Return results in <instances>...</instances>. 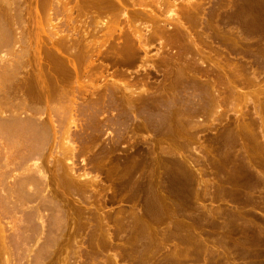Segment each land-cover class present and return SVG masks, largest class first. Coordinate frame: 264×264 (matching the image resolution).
Listing matches in <instances>:
<instances>
[{"label": "rangeland", "instance_id": "1", "mask_svg": "<svg viewBox=\"0 0 264 264\" xmlns=\"http://www.w3.org/2000/svg\"><path fill=\"white\" fill-rule=\"evenodd\" d=\"M61 1L60 0L58 1L59 2L58 3V7L59 8L62 7V5H63V3H61ZM122 1L125 2V3H121V5H123V7L124 6H126V7L123 8V9H122V7H120L122 10H120V8L118 7L119 8L118 10L115 9L113 11L114 12H119L117 14H120L121 12L122 13L123 12L129 13L131 16L128 14V17L130 16L131 19H129V20L127 19V21H128L127 22L126 18L123 16L122 13H121L122 17L120 15L115 14V15L118 16V18L119 17L120 18L117 19L115 17L117 19L116 21H119V23L117 22L119 25L118 24L117 25L114 24L115 26L113 25L115 27V29H114V27H112L114 29L113 30L114 33L112 31H111V33H109L110 30H112V28H109V30L106 29L107 31L105 29H104V31H102L103 29H101V30L96 29L97 30L96 33L98 34V36H97V34L94 33L95 32L94 31L95 28H93V30L91 32L94 35H92L90 33V31H86V30H91L92 29V27H89V26L86 28V24L88 22H90V23L94 22L95 18L97 19L98 16H100V17H98L97 20H101V21L106 19L107 16H108V18L112 17V15H114L113 14L114 12H112V10H111L112 14H110L109 13L110 9H107V7H106V10H103V12H101L100 9H103V7H99L97 5H96L97 6L96 7V6L91 5V4L95 5V3H93V2L90 3V2H83L81 0L80 1L79 0H77V1H72L71 0L70 1L71 4L70 3L67 4L68 6H70V5H73L74 3L76 4V2H78V4L80 6L78 4H76V5L74 4V5L75 6H79L80 9L78 7L77 8L79 9L80 12H82L81 9L83 8V12L82 13L85 12V9H84L85 7L84 6H86V9L90 8V9H88V11L86 10L88 13L92 12V9H93V12H94V8L97 9V10H95L96 12H98L100 10L98 13L94 12L96 15L99 14L97 17L96 16L92 17V18H94L93 19L94 21L93 20L89 21V18L91 19V17H88L89 15L87 14V12L84 13L86 15H84V14L82 15V13L78 14L79 13L77 11L78 9L76 7H74V8L77 9L76 12H78V13H76V12H74L75 9L72 6H70V7L73 8V11H72V9L70 7L67 6V8H70L71 12L70 11L69 12H70V14L72 13V16H70L68 18V16L70 14L67 13V15H68L67 17L65 16L66 13H65V15L62 14L63 17L65 16L67 18V19L65 18V20H64L61 15H58L59 17L56 18V19H55V17L51 18V17H53L52 15H51V17H48L47 16L48 15L47 6L42 2V0H39V1L38 0H23V1L19 0L18 5L16 4L17 6L23 5V6H21V8L18 7L19 10L20 9L22 10V7L25 6V8H23V10L27 11V14L24 11L19 12L18 9H17V6H16L15 8L17 9L18 12L15 11L14 13H18V14H15L14 16L17 17L19 19V21H20V25L16 24V26L19 27V30H20V28H22L21 30L24 31V32L21 31V32H23L24 39H25V36H26V35H24V33L28 35V36H26V38H28V40L26 39L27 40L26 41V45H27V51L29 50V54L26 53V55H25L26 58H24L25 60L23 61L25 65L22 64L23 65L21 67L22 71H21V69L19 71V74H21V76L18 74L17 78H19V79L18 80L15 79V83L14 82L12 83V88L10 90L11 91L10 95L12 94V96L14 97L13 98L14 101L16 99L18 101L19 99L21 100L20 96L25 97V93H27V89H28V94L31 93V95L29 97L28 96L27 97L28 98H32L33 101H35L33 103L40 104V103L43 102V104H44L43 106H41L42 104H40V106L37 105V104L36 105L40 109L43 108L42 110L44 111V115H45V113H47L49 111L48 103L53 101L54 99L56 100V97L54 98V96H56L58 94L59 97H61L60 95H62L61 93H63V92H60V91L62 89H64L66 93H67V90H68L69 94L64 93V95L66 94L67 96L64 97V95H63L64 99L62 98L63 99L62 101L60 100L59 97H57L61 101V108H60V104H59L60 101L58 99H57V101H59L58 103H57V101L54 102V103L53 102L50 103V104H52V103L54 104L53 105V108H54L53 112L54 113L52 112L53 114H55V111L57 109H61V110H58V111L64 112V113L61 112L62 113L61 114L60 112L57 111L56 116L59 117V118H57L54 115L55 116L54 117L55 120L57 119L55 125L59 124L60 126L58 125V127L60 129H59V132L56 133L57 135H55V138H53L54 140L51 139V141L49 142V145L47 146V149L45 150L44 156L41 159H36V161L33 159L32 163H31V161L28 162L27 165L31 166V168L29 167L30 168L29 172H27L28 171L27 167H26L27 169L19 167V169L16 168L17 170L16 169L14 170L12 164L7 165V167L9 168L8 169L4 165L3 159H2V161L0 160L1 161L0 162L1 163L0 164V174H1V172L3 170H4V173H5L4 174L2 172V175L0 177V182L1 183L3 182V184L0 183V185L2 186V187L0 186L1 187L0 188V195H1L0 199H4L2 201L3 202L2 205H1V203H0V205H1V207H3V205L6 206L4 209L2 208L3 210L0 209V213H2V214H0V230H1L0 231V264H65V263H67V264H72V263L73 264H76V263L77 264H88V263H90L92 261H94V264H109V263L116 264L117 262H118L117 264H125V263L126 264H145L144 262L140 261L139 258H137L136 249L140 247L139 246V245H141L140 243L144 244L143 243L144 240H142L141 238H142V235L146 234L147 232H149V236H148L149 237V242H150V244H149L150 245L149 253L151 254V257H149L148 260L150 258H152V259H150L151 260L150 262L147 260V262H148L147 264H171L172 262H173L172 264H176V263L177 264H264V205H263L264 204V182L263 183L258 182L257 179H256V177H263L264 178V166L259 167L257 165V163H255L256 160L253 161L254 163L250 160V159L253 160V158L251 156L254 154V152H252V151H251L252 153L250 152V156H249L250 159L247 162H248V164L250 162H252L249 165L252 166V164H253V167H255L254 164H256L257 166L252 170V167L249 166L247 164V162H246V166H248L251 174H246V173L238 172V171H236V173H233V168H232V164L233 163L231 162V160L227 161V163L222 162L221 165L220 164H217L216 166L213 165V164L218 163V161H216V159H218V153H219V151H217L218 149H216L217 148V142L219 141L218 139H220L222 142L227 140L226 139L227 138L226 135L230 136L232 131H233V134H234V132L236 131L235 128L237 126H238L237 127L238 128L237 131L239 132L240 135H237V136L235 135V137H238V140H240V141H242V140H243V142L247 141L245 143H248L250 141L248 139L247 135H246V132H242V130H241V133L242 134L244 133L245 135H243V137H241L242 139L239 138L240 136H242V134L239 131L240 130L239 126L241 127L242 123H249V125L253 129V131H255L258 136H261V138H263L262 135H263L264 132L263 133L260 132V134H262V135H260L257 132L259 130L258 129L259 125H257L259 123L257 121L259 119L258 120L256 119V121L252 120L253 119L252 116H254V119L256 118L255 117L256 114H254L256 112V108H254L255 104H253V102L255 101L254 103H256L259 100L261 103H263V100H264L263 99L264 98V63H263L264 59L262 60L259 57L260 54H261V56L262 55L264 56V54L261 53L262 51L261 52H257V51L252 50L250 47H247L246 44H244L242 47H236L235 46V48H234L233 45L230 46L231 45L230 43H223L222 41H220L217 38H215L214 32H215V29L217 27H219V24L223 28H224L223 25L226 24V26L228 25L226 27V29L229 26H230L229 28H231V26L233 27V28H231L232 30L235 29V27H236L237 30H240V32H243L244 36L248 37L249 34L246 35V32L248 33L249 30H250L249 29L250 28L249 27V21L250 20L259 19V18L264 20V0H225V1L224 0H200L201 8H199V10L197 12L200 15H197L196 13H194L196 15H193V16H196V17H194L196 19H195V21H193L190 24L186 23L185 18H184V10H183L184 7L183 6H186L184 4L185 3L184 1H186V3H187V0H184L183 1L184 3L181 2V0H158V2L161 3L160 6H158L159 4H158L157 1L155 2V0L154 1L153 0H150V1L149 0H144L146 2L145 4H144V1H139V0H126V1L125 0H121V2ZM131 1L132 2L135 1V3L134 2L132 3ZM151 1H153L154 3L151 2ZM167 1H169L168 4L166 3ZM196 1H198V0H196ZM17 2H18V0H17ZM129 3H131V4H129ZM60 4H61V6H60ZM89 4L91 6H88ZM115 4L117 6H121L120 3L118 5L117 1H115ZM82 5H83V7L81 8ZM116 5H115V7H117ZM145 5H147L146 9L149 10V11H147V13L150 12L149 15L153 14V16H151V15L147 16L148 15L147 13H145L147 15L143 14V12H146V11H143V9H141V8H143ZM220 5H221V7H220ZM223 5L225 7L226 6H228V7L225 8ZM42 6H43V8H42ZM98 7H99V10H98ZM158 7L161 8V10ZM218 7H219V10H218ZM222 7H224L225 9L222 8ZM126 8L129 10V12H128V10H125ZM168 8H169V10H168ZM202 8H204V9H202ZM220 8H221L222 11L220 10ZM154 9H156V12H155ZM107 10H109V11H107ZM141 10L143 12H141ZM170 10L172 11V13L174 12L176 15H174V16L171 15L169 13ZM134 11L136 12V14H134L135 13ZM138 11H139V15L140 16L137 13ZM159 11H161V12H159ZM166 11H167V13H169V15L173 16L174 18H172L168 14H166ZM217 11H219V12H217ZM45 12H47V15H44ZM106 12L110 16L105 14ZM140 12H141V14H140ZM21 13H22V15H21ZM28 13H30V14L28 15ZM36 14H37V16H36ZM95 14H93V15H95ZM201 14H202V16H201ZM19 15H21L20 18H19ZM214 15H217V16L215 17ZM86 16L88 17V19L86 18ZM168 16L170 18H172V19L171 20L168 19ZM200 16H201V18H199ZM46 17H48V18H46ZM60 17L62 18V21H65L64 22L65 24H66L67 20L70 19L71 17L73 18V19L71 18V20H73L72 22H74L75 23L74 25H76V26L81 25L82 23H86V22L87 23L83 24V25H85V27L83 25L79 26V27H83V29L81 28V30L78 29L79 27L73 28V30L75 29L74 32H73V31H69V28L71 29L73 27L72 26L73 24H71V23L68 24V22H71V20L67 22V26L69 28H66L67 26H64V23L62 21H60L61 24H62L61 27L64 26L63 28L60 27L61 29H63V30L60 31L59 30L60 28H58L57 27L58 25H56V24H60L59 23V20H60L59 18ZM17 18H15L16 22L18 21ZM112 18H114V16ZM112 18L111 19L109 18V20L112 21ZM212 18H214V19H212ZM20 19H23L24 22L22 20H20ZM176 19H178L179 22H181V23L184 22V25H186V26L188 25L187 26L188 29H189L188 32L190 33L189 35H188L187 32H186L187 34L184 33L185 30L183 28H180V27L176 26V23H175ZM223 19H225V20H223ZM56 20H57V22H56ZM130 20L132 21L131 23H130ZM204 20L206 21L205 23H204ZM208 20H211V22H209ZM226 20H228V21H226ZM114 21L115 20L113 19V22ZM125 21H126V23H125ZM196 21H197V23H194ZM223 21H224V23H223ZM198 22H200V24ZM243 22H245V23L243 24ZM246 22H247V24H246ZM90 23H88V24H90ZM129 23L132 25V28H131V26L129 27V25H130ZM171 23L172 24L174 23V24L172 25ZM201 23H203V24L201 25ZM213 23H215L216 25L218 24V25L215 26V25H213ZM205 24H207L206 25L207 27L205 26ZM229 24H233V25H229ZM208 25H210V26H208ZM237 25H238V27H237ZM23 26H24V28H23ZM90 26H91V24H90ZM137 26L140 29V31H139V29H137ZM134 27H135L136 30H138V32L136 30H133V31H136L137 35L138 34L141 35L142 38L139 36V38L134 39L135 40V43H134L135 45H133V46H135V47H133V52L134 53L130 50L133 54L129 53L128 56H125V55H127V53H124L125 55L123 54L124 55L123 58H120L118 55H116V51H118L116 49L117 48L120 49V47L123 46L124 37L129 35L130 32H133L130 29H134ZM57 28H58V30H57ZM125 28H126L127 31L125 30ZM169 28H171V29H169ZM77 29L79 31L75 32ZM244 29H245L246 32H244ZM56 30H57V32L59 31L58 34H56ZM206 30H210L211 32L210 31L207 32ZM237 30L235 29L234 31L237 32ZM123 31H126L127 33H125V32L123 33ZM177 31L180 32L181 34H179ZM71 32H73V33H71ZM99 32L102 34V36H101V34ZM50 33H53V34L55 33L56 35L55 34L51 35ZM207 33H209V34H207ZM237 33L234 32L233 33L234 35H232V36H236L235 34H237ZM61 34L62 35L64 34V35H67V36H63L62 37ZM109 34H112L113 37H110ZM182 34H183V36H182ZM106 35L108 37H110L111 39H109V40L106 39V38H108ZM184 35H185V37H186V35L188 37L189 36L192 37L193 42L196 43L195 47L196 48L198 47L197 49L195 48L196 51L200 50L199 51L200 53L203 52V53H201V55H203V57H201L202 59L204 58V55H205V57L209 56V59H207V58L203 59L205 65L203 64L201 66V65L198 64V62H200V57L198 58V55H196L197 54L196 52H194L196 54H194L193 52L191 53L190 49L192 48V50L195 51L194 47L190 48V46L186 44L187 40L190 41L192 39H191V37H189L190 39L188 37H186L187 40L185 41ZM206 35H208V37ZM65 37L68 40L65 39ZM174 37H177V38L174 39ZM62 38H64V39H62ZM113 38H114V41H113ZM168 38L170 40H168ZM248 38H252V37H248ZM57 39H61L60 43L63 42V44H61L62 48L60 47L59 44H58L59 47H57V45L55 46V44H53L54 42H56V44H57V42L59 41ZM77 39L81 43H82V40H83L85 42V44L90 42V40H91V42H96L97 44H98V41H100L102 43L101 48L103 47L104 49H109L110 53H109L108 50L106 52V50H104L103 48L100 49V52H99L98 49H99L100 46H98L95 43L96 44L95 46H97V47L93 48L92 46H94L93 45L94 43H91V42H90L91 44L88 43L89 45L88 44H86V45L92 47L93 51L96 53V55H95V53L92 50H91L92 53H90L88 50H90L92 48H87V46H86V48H84V50H83L84 42L81 45V43H79ZM104 40H105V42L107 40V42L109 41L111 43V44L110 43L109 44H110V46H112L111 47L112 49L109 48V46H108L109 44L107 42H106L107 45L105 44ZM215 40H217V41H215ZM51 41H53V42H51ZM71 41H73V43ZM189 41H188V44H190ZM74 42L77 43L76 48L78 47V44H79V47L77 48V50L78 49L79 50L77 51L75 49L74 50L75 52L73 51ZM112 42L117 43L118 45H116V44H114ZM146 42H147V44H146ZM51 43L54 45L53 47H51L52 45L50 46ZM65 43L67 44V46H69V45L70 46L67 47ZM103 43L105 45H103ZM112 44L114 45V47H113ZM72 45H73V47H71ZM99 45H101V44H99ZM190 45H192V44H190ZM64 46H66L68 49L66 47H64ZM104 46H108V47H104ZM140 46H143L144 48L140 47ZM54 47L55 48L56 47L59 48L58 49L59 51H55L57 48L54 49ZM184 47L185 48L189 47V48L185 49ZM134 48H135V50H134ZM85 49H86V51H88L87 53L85 52ZM247 50H250V51H247ZM48 51H50L49 52L50 54L48 53ZM83 51L85 53H83ZM111 51H114L115 54H112L114 52H111ZM246 51H247V53H246ZM51 52H53L55 55L53 56V54ZM97 52L100 55L97 54ZM77 53H79V54H77ZM88 53H89V55H88ZM179 53H181V54H179ZM27 54H28V56H27ZM46 54H48V55H46ZM80 54H81V56H84V54H85L86 57L84 56V57L81 58ZM239 54H241V55H239ZM257 54H259V55H257ZM114 55H116V56H114ZM189 55L192 56V57H188ZM193 55H195V56H193ZM73 56H75L76 58L73 57ZM240 56H242V58ZM263 56L261 58H264ZM193 57L195 59L198 58L199 61L196 59L197 60V62H196ZM243 57H245V58H243ZM250 57H253L254 61H252L253 58H250ZM257 57H259L258 58V59H260L259 61H258V59H255ZM85 58H88L87 61H86ZM166 58H168V59H166ZM173 58H174V60L176 59V61L172 60ZM246 58L247 59L249 58L250 61H249V59L246 60ZM53 59H54V61H53ZM57 59H58V61H57ZM178 59L180 60V62H179ZM182 59H184V60L182 61ZM193 59H194V61H193ZM78 60H80V61H78ZM212 60H213L214 63H217L216 66H218L217 67L218 69H216L215 66H213V65H212V68L210 67L211 64H212ZM173 61H174V63H173ZM185 61H186V63L187 62L190 63V64L187 63L190 68H191L192 63L196 62L198 64L196 66H194L195 64H193L194 67L192 66V68H196V69H198V71L196 69L188 68V69H190V73L192 75L191 78L189 77V75H190L189 74V70L185 69V68H187V64L185 63ZM208 61H209V63H208ZM255 61H257L256 64H255ZM261 61H262V63H261ZM175 62H177L178 65L182 67V68H180V70H182V72H183V69H185L184 71L187 70L186 72H188V73L186 74V72H183V75L186 74L187 77H189V78H186L185 77L186 75H185L184 76L185 81L181 85H177L176 88L174 89V87H173L174 84L173 83H174L175 80L173 81V79H176V78H174L175 77L174 73L177 72V71H174L175 70L174 68H176L178 66L177 63L175 64ZM247 62H248V64L250 63L251 65L250 64L246 65ZM59 63L61 65H63L62 69H61V65ZM259 63L261 64V66H260ZM57 64H59L60 67ZM182 64H185L184 66H186V67L182 66ZM175 65H177V66H175ZM57 66L59 68V71L61 69L62 73H61V71L58 72ZM250 66H252V73L254 72V76H255L254 78H253V75L251 74V70H250L251 67ZM200 67H202V68H200ZM203 67H205V68H203ZM206 67H210L209 72L206 71L207 70ZM219 67L225 69L226 71L222 70ZM247 67H248V70L250 72H248V70H246ZM219 69H221L220 72H218ZM229 69L236 70L238 73H241V74L243 73L240 76L241 79L238 77L239 80L237 79L236 85H237L238 93L241 92V94L242 95L244 94V96H242L243 98L240 97L237 100V97H239L241 94H238L235 91L236 92L235 94L239 95V96L236 95V98H233V99H235V101L237 103L234 100H231L232 96H233V94L231 95V93H234V92L232 91L231 88L228 89V87H230V86L228 84H225V86L228 85V87L227 86L225 87L224 84L221 85V82L222 83H226V81L224 80V78H219V76L220 77L223 76V75H221V74H223L222 71L224 73H227L228 72L227 70H229ZM253 69H257V70L253 71ZM212 71H213V74L210 73ZM193 72L197 73V74H193ZM206 72H208L209 74H207ZM120 73L122 75H119ZM203 73H206L208 75V77L206 75H204ZM215 73H217V76H216ZM229 73H232V71L229 70ZM245 73H247V74H245ZM63 75H65V76H63ZM69 75L71 76V78H69L70 77ZM193 75H195V76H193ZM209 76H211V77H209ZM228 76H230V75H228ZM248 76H250V77L252 76V78L255 80V82H254V80H253V82H250L248 80L249 79ZM46 77H47L48 80H50L49 84L51 83L50 86H52V87L49 86L48 80L46 79ZM51 77H53L52 80L54 79L55 81H52L50 79ZM194 77H195V79H194ZM198 77H200L201 79L198 78ZM24 78H26V79H24ZM207 78L208 79L211 78L210 79L211 80L210 81L211 84L208 83L209 80H207ZM217 78H218V80H217ZM230 78H232V76H230ZM21 79L22 80L24 79V80L21 82ZM44 79H46V80H44ZM56 79H58L57 80L58 82L56 81ZM33 80L34 81L38 80L40 86L38 85L37 87H30L29 84ZM202 80H203V83L205 82L204 84L201 82ZM213 80L215 81L214 83H212ZM220 80H222V81L219 82L220 83L219 84L217 81H220ZM17 81H19L20 83H18ZM251 81H252V79H251ZM27 82H28V84H26ZM45 82H47L46 84H48L49 88H48V86L46 87ZM192 82H194L193 84H195V85H191L192 86L191 87V86H189V84H192ZM199 82H200V85H199ZM246 82H247L248 85L246 84ZM65 83H66V85H65ZM106 83H107V86H106ZM127 83H128V85H127ZM216 83L219 84L218 88H217ZM23 84H24V86L25 85H27V86L24 87ZM168 84H170V87H169ZM171 84H172V87H171ZM183 84H186L187 87H186V85L183 86ZM212 84L216 85V86L214 85L213 89L215 88V89H217V92H219L222 95H224V94L225 95L222 96L220 94H217L218 97L222 96V97H220L222 99L218 100L217 96H216V98L214 97V95L216 93V90L214 89L215 91H214V95H213L212 98L217 100L216 101L217 103L219 102V104H218L219 106L215 107V104H214V107H212L213 104L211 105L212 102L210 101V99H211V97H210L208 101H210L209 103H210L212 108L209 107L210 106L209 103L206 102L207 99H208L206 97H208V96L205 95L204 99H206V101H204V102H206L208 105H206L205 107H202L203 105H201V102L198 100L199 97H198L197 86L198 87L199 86H207V87L210 88V85H212ZM14 85H16V86H14ZM53 85H55L57 89ZM17 86H20L19 87L20 89L22 87L23 90L21 89L22 90L21 91L20 89H18ZM58 86H59V88L60 87L61 88L58 89ZM75 86L77 87V89H76ZM124 86H126L127 88H132V89L130 91L129 90H125ZM222 86H224L225 88L222 87ZM26 87H27V89H26ZM53 87H54V90L52 89ZM36 88H39V89H37L38 92L36 91ZM46 88L48 89L49 94L52 96V98L48 97L50 95L47 96L48 91L45 90ZM162 88H163V91H162L163 93H161V91H160V90H162ZM164 88L166 90H164ZM168 88L169 89L171 88L174 91L176 90V92H178V93L174 92V94H173V90L170 89L172 94H173V95H170L171 92L169 93L170 90ZM192 88L195 91L197 90V92L195 93V91ZM220 88L221 89L224 88V89L220 90ZM13 89H15L16 91L13 90ZM29 89H30V91H29ZM51 89L53 91H51ZM188 89H189L190 92H188ZM18 90L21 91V93ZM167 90H169V91H167ZM186 90H187V92H186ZM257 90L259 92H261V93H259ZM50 91H51V93H50ZM55 91H56V95L54 94ZM80 91H81V93H80ZM83 91H85V92H83ZM127 91H129L131 93V98L133 100L130 98V96H129L130 94H128L127 97L125 96L128 93ZM159 91H160L161 94L159 93ZM164 91L167 92V93H164ZM46 92H47V94H46ZM57 92H59L60 94L57 93ZM114 92H116V93H114ZM179 92H181V93H179ZM185 92H186V94H185ZM229 92H230V96L228 97L227 94ZM255 92H257V94ZM35 93H37V94H35ZM16 94L18 96L19 95L20 96L18 97V96H16ZM22 94H24V95H22ZM33 94H35V96ZM166 94L168 96H166ZM183 94H185L186 96L183 95ZM191 94H193V96ZM235 94H234V96H235ZM245 94L246 95L248 94V96H247L248 98H245V96H246ZM102 95H103V97H102ZM176 95H178V98H180L179 101H178V104L182 102V103H184V109H188V110H185V111L183 110L184 111L183 114L184 115L186 114L185 116H188L187 114L193 113L194 115H193L192 119H195L196 121L199 120L198 122H200L202 120L201 125H199L197 123H195V124L199 125V127L202 126V123H203V125L205 124V126L207 125L206 127L202 126L204 128V130H203L202 127L199 128L198 126H196L195 128H196L197 131L194 130L195 128L193 130L190 129V136H189L188 134L185 133V132H189V130H187L188 128L186 126H184L183 129H185V127L187 129L183 130V129L180 128L181 126H179L180 130L185 131L184 132L185 135H186V138H185V135L182 134L183 131H181L182 132L181 133V132H179L180 131L179 128H177L178 124H176L177 125V127H176L175 123H177V122L172 121L171 122L172 125L168 127V128L172 127L171 128L172 131L170 129H169V131L168 130L165 131L167 129L166 126H168V124H166V122H167L166 119H165V121L163 119L166 118V115H167V112H168L167 102L169 101V99H167V98H171V97H174ZM33 96L35 98L37 96L36 100L39 99V98L43 99L42 102L39 101V100H37V101H39L40 103L37 102ZM144 96L147 97V100L145 102H143V101L141 102L139 100L137 101L138 98L144 97ZM187 96L191 97V98L195 96L194 98H192V99H195L193 104L189 105V104L185 103L186 100L187 101L191 100V98H188ZM47 97L49 99H51V100L48 101ZM66 97L69 98V99L67 98L68 102H67V100L64 101ZM101 97L103 99H101ZM116 97H117V99H115V101H114V98H116ZM125 97H126V99H125ZM133 97L134 98L136 97V98L134 99ZM185 97H187V99H185ZM196 97H198V98H196ZM225 97H227V98H225ZM257 97H258V100L255 99ZM253 98H254V100H253ZM122 99L124 101L125 100H127V101L124 102ZM128 99L132 100L131 102H133V103H131L130 101L129 102L133 106L130 105V103L128 102ZM213 99H212V101H215ZM182 100H184V101H182ZM196 100L199 101L198 103H200V104H198L196 102ZM221 100H223V101L221 102ZM251 100H253V101H251ZM63 101L67 102L66 105L69 104V105H67V106H69L68 109L70 110L68 113H66L65 110L63 109V108H67V107H63L62 108V102ZM64 102H63V104H64ZM234 102H235V104H233ZM258 102H257V104H258ZM260 102H259V104H260ZM182 103L179 104V105H182ZM217 103H216V105H217ZM97 105H98V107H97ZM125 105H126V107H125ZM161 105H163V107ZM198 105H200V106H198ZM252 105H254L253 108H252ZM262 105L263 104L260 105L262 107V110H261V107H260V110H261L260 112L261 113L260 112L259 113H260L261 116L264 117V106H262ZM55 106H57L59 108H57ZM194 106H196V107H194ZM129 107L132 108V111L129 110L130 109ZM190 107L193 109V110L191 109V112L189 110ZM55 108H57V109H55ZM92 108H93V110H92ZM202 108H204V109L207 108V109L206 110L203 109L204 110L203 111ZM208 108H211V109L208 110ZM179 109L181 110L182 107H180ZM232 109H234V110H232ZM180 110H179V112H180ZM252 110L255 111V112H253ZM187 111H188V113H187ZM215 111H219V112H217L218 115H219L220 111L223 114V115H221V117L222 116L223 117L221 118L219 116L220 119H218L217 121L214 120V118L217 119V117H218V115H217V113H215ZM239 111H241V113L243 111L244 113L241 114ZM181 112H182V110H181ZM234 112L236 114H234ZM238 113H240V115L244 114L241 117H243L242 120H246V121L242 122V120L240 119V116L238 118V115H239ZM249 113H250V115L253 114V115H251L252 118L249 117L250 116ZM173 114L175 115V112ZM174 115H172L173 119H174V117L177 114L175 116ZM216 115H217V117H215ZM235 115L237 117V122L235 121L236 120ZM245 115H246V117H249L251 120H249V118L247 119L246 117H244ZM142 116H147V117H142ZM156 116H158V118ZM162 116H163V118L160 119ZM256 116H258V115H256ZM191 117L192 116H190L189 118H191ZM144 118H147V119H144ZM148 118H149V120H148ZM109 119H110V121H109ZM157 119L162 121V122H160V125H159V123L156 122V121H158ZM192 119H189V120H192ZM233 119H234L233 123L236 122V124H238L234 129L232 127L233 125L235 126V124L232 123ZM195 120H194V122H195ZM239 120H241V121H239ZM238 121L241 122V123L239 124ZM252 121H253L254 124L252 123ZM92 122H93V124H92ZM173 123H174L176 128L174 127ZM126 124H127V126H126ZM191 124H194V123H191ZM208 124H209V126H208ZM144 125H145L146 128L144 127ZM184 125H186V124H184ZM255 125L258 126V128H256ZM160 126H161V128H160ZM163 126H164V128L166 127V129H164L165 132L161 131ZM225 127H229V128H225ZM254 128H256V129H254ZM66 129H67V131L69 133V136H68L69 140H68L67 143L63 142L62 135H61V133L64 130L66 131ZM122 129H125V130H122ZM157 129H159V130H157ZM176 129L179 130V131L176 132ZM227 129L229 131L231 130L230 134L228 133ZM222 130H224V131H222ZM225 130L227 132H225ZM125 131H126V133H125ZM173 131L176 134L175 133L173 134ZM194 131L196 132L195 135H194ZM177 133H179V134H177ZM191 133H192V135H191ZM233 134H231V136L229 137L230 140L228 138V140L225 141V143H227V142L229 144L231 143V141L233 140L232 138L234 136ZM56 136H58V137H56ZM142 136H144L143 137L144 139L142 138ZM176 136L179 137V138L180 137L182 138V139L181 138L179 139L180 143L185 141V142H187L188 145H185L186 144L185 142L183 144H181L182 146L180 145V143L177 144L179 141L177 140ZM223 136H224L225 140H224V138H222ZM121 137H123V138H121ZM170 137H171V139H169ZM187 138H188V140H187ZM245 138H246V140H245ZM258 138H259V141L263 143V140L261 141L260 137H258ZM131 139H133V140H131ZM156 139H159V140H156ZM160 139H161V142H160ZM164 139L167 142H169V143L166 144V141ZM129 140H131V142ZM176 140H177V142H176ZM234 140L232 141L231 144L235 145V147L230 144L231 148L233 147V149H231L232 151H234L235 148H238L240 146L238 140L236 139V142H238V145H237L236 142H234ZM157 141H158V143H157ZM200 143L202 144V146L203 145L204 146L202 147ZM177 145H180L178 147H181V148L178 149ZM209 145H211L212 147L211 146L209 147ZM159 146H161L163 148H160ZM165 146H166V148L169 149V151H168V149L163 151ZM208 147H209V149H208ZM65 148H68V150L71 152V154L69 155L71 157V158H69V162L64 161L63 157L61 155L62 154L61 152L64 151ZM175 148H176V150L178 149L177 152H178V155L180 157L178 155L176 156ZM221 149L223 150L224 148H221ZM206 150L211 152V153L208 154V152ZM150 151H151V153H149ZM167 151H168V153H171V152L172 153L169 154V155H168V153L167 154L163 153V152L166 153ZM173 151H174V153H173ZM152 152L154 153L153 157H149V154L151 155ZM197 153L199 154V156H197L198 155ZM212 153H213V155H215V159L213 160V163L211 164V162H212L211 160L214 157V156L210 155ZM135 154H136V156H135ZM202 155H203V157H202ZM207 155L209 157H211L212 159L210 160V158H208ZM204 156H205V159H204ZM134 157H136V158L134 159ZM130 158H131V160H130ZM153 158H154V160H153ZM183 159H184V161H183ZM57 160H58V162H57ZM103 160L105 161V163L103 162ZM143 160H144V162H143ZM159 160H160V162H159ZM55 161L57 162V164L59 166H60L61 163H62V166L64 164L66 165V163H72V165L74 167V171H75V173L73 174L74 177L77 174L79 176H86V177H84V179H83V177H81L82 181H80V179H79L80 177L79 178L76 177L78 180L76 178H74L73 181L77 180L76 182H79V183L82 182L81 184H83L84 181H85V185H82V187L84 188L83 190H82L81 184H80V187H79V185L77 183L76 184H77V187L81 188V189L77 188L78 191L79 190L81 192L83 191L82 192V194H83L82 196H83L84 199L87 200V202H86V200H84L82 198V196L79 199V194H81L80 192H78L76 190L78 192V197H77V194H75L77 192L74 193V191H75L74 188H76L74 186H76V184H74L75 182L71 183V181H69L73 176H71L72 175L71 173H69V175L67 174L68 169L65 168L66 167L65 165L63 167L65 169V171L63 170L62 173L64 172V176L67 174L70 178H69V180H67L68 178L65 176L67 182L68 181L69 182L67 184L66 180H63L64 181V182L62 181L63 183L60 181L61 182V187H60V182L58 183V181L62 180L63 177L60 178L58 176L60 179H58V177H55L56 174H59V172H61V168H59V166L56 164ZM132 161H133L134 166H133V164L131 165ZM2 162H3V164H2ZM37 162L39 163V166L41 165L40 166L41 168L39 167V169L44 172L45 181H46V187H45L46 189H44V191L41 192V195H43V194L44 195H47V194L49 195L50 194L49 196H46L47 197L46 198V202L49 205H48L47 208L39 210L40 211V213H39L40 216L39 217L42 216V218L37 219L35 216H33V218H32L33 220L30 221L31 219L27 218V216L32 215L33 214L32 212H34L33 215H35V206H36V203H37L38 200L29 199L30 202H27L26 200H28V197L26 198L25 201H23V197H21L22 199L19 198V201L22 200L23 202L20 201L21 203L19 202V204H18V202H16L17 199H15V195H16V193L18 194V192H17L18 189L16 187L21 185L22 184L21 182L24 183V180H26L25 178H24V180L22 179L23 178V173L27 174V175L28 174L30 175L31 174L30 172H32L31 175L35 174V172L30 171V170L34 168L32 166V164L33 163H37ZM127 162H129V163H127ZM141 163H143V165ZM55 164L57 165L58 169L55 167ZM2 165L4 166V168L2 167ZM168 165H171V167L168 166ZM185 165H187V169L185 168L186 167ZM9 166H11V168ZM175 166H176V168H175ZM179 166H180L181 169H179ZM126 167H128V168L132 167V170H131V168L127 169ZM141 167H144L145 169L141 168ZM177 167H178L179 170L177 169ZM140 168L142 169V171L140 170ZM147 168H149V169L147 170ZM136 169H137V171L140 170L139 172H142V174L141 173L138 174L136 172ZM201 169H202V171H201ZM20 170L21 171L23 170V172L21 173ZM34 170H35V168H34ZM120 170H122V172L124 171L125 173L123 172L122 174H120ZM149 170L151 172H154L155 174L154 173L152 174L151 172H149ZM6 171L8 172V174H7ZM222 171H223V174H219ZM10 172H12V173H10ZM16 172L17 173H21V175H22V176H20V180L22 179L21 182H20L21 184L17 182L19 177L18 178L15 177V175H17ZM65 172H66V174H65ZM134 173H135V175H134ZM145 173H147V174H145ZM148 173L151 176L150 178H152V179L149 178V180H152V182L154 181L155 184H153L151 181L149 182V180L147 179L148 178V176H147ZM11 174H13V175H11ZM82 174H84V175H82ZM124 174L126 176H122ZM136 174L139 175V176H137ZM8 175H10L11 177L8 176ZM120 175H121V177H120ZM191 175H192V177H190ZM222 175H224V176H222ZM17 176H19V175H17ZM36 176H38V174L34 175L35 178H36ZM60 176H62V175L60 174ZM134 176H137V177H134ZM140 176H141V178H140ZM143 176H144V178H143ZM158 176L159 177L161 176V177L159 178ZM2 177H4L3 178L4 180L2 179ZM12 177H13V179H12ZM14 177L17 180H14ZM88 177H90V178L93 177L94 180H96V181H94L92 183V181H89V179H86ZM132 177H134V178H132ZM145 177H147V178H145ZM234 177L237 178L236 182L234 181ZM136 178L137 179L138 178L141 179V180L138 179L139 183H137V182L135 183V181H137V180H135L133 182V179H136ZM130 179L132 180L131 183L129 182ZM142 179H144V180H142ZM160 179H161V182H164V184H162L161 182L159 184L158 181H160ZM200 179H201L202 182L200 181ZM214 179L215 180L217 179V180L215 181ZM20 180H18V181H20ZM41 180H43V179H41ZM87 180H88V182H86ZM156 180H157V182H156ZM205 180H207V181H205ZM15 181L17 182L16 184H18V185H16L15 183L11 184V182H15ZM144 181H146V182H144ZM147 181L150 183V186H151V189L153 190V192L157 196H160L162 198V200H163V202L161 204L162 205V211L159 212V211H157L155 209V211L153 212V215H152V217H154V218H152V219H151V217L146 215L145 211H147V205L145 207L143 206L146 203V200H145L144 197H146V189H147L146 184L148 183ZM209 181H211V182H209ZM200 182H201V184H200ZM208 182L211 183V184L208 185L209 184ZM43 183H44V181H43ZM65 183L67 184V187H65L66 186ZM69 183L73 184L74 186H72L71 184L69 185ZM127 183L128 184L130 183L129 185L131 187H129V185ZM156 183H158L157 185H158L159 188L157 187ZM224 183H226L227 185H230V187H228ZM13 184L16 186V187L14 186L15 188L11 187V186H13ZM177 184L181 185V186H178ZM23 185H25V184H23ZM68 185H69V187L70 186H72V187L69 188ZM88 185H90V187H88ZM127 185L129 187V189H128ZM132 185H134V186L136 185V186L134 187ZM62 186H64V187H62ZM39 187H42V186L39 185ZM86 187H88V188H86ZM164 187H165V189H164ZM3 188H5V189L3 190ZM63 188H65L67 190V193L65 192V190H63ZM33 189L35 190V189H37V187L34 188L31 185H29V186L26 185L25 188L23 189V194L25 195L26 192L30 193V194H33L35 192ZM71 189H72V192H73L72 194H70ZM199 189H201V190H199ZM203 189L204 190L208 189V190H205L207 193ZM47 190H48V192H47ZM68 191H69V193H68ZM190 191H192V192L194 191V192L192 193ZM11 192H12L13 195L11 194ZM31 192H33V193H31ZM164 192L168 193L167 196L170 199L172 198L171 200H173V198H174L175 201L174 200L170 201V199L168 197L165 199V195L163 196ZM196 192L198 194V197H197ZM84 193L86 194L87 197L85 196ZM89 193H90L91 196H88ZM139 193H140V195H139ZM143 194L145 196H143ZM193 194L194 195L196 194L195 196L197 197L196 198L197 200L195 198H193V196H194ZM70 195H72V196H70ZM189 195H190V197H189ZM219 195L220 196L222 195L223 197L222 196L220 197ZM13 196H14V199H12ZM26 196H28V195H26ZM95 196H98V197H95ZM210 196H212V197H210ZM217 196L220 199L216 198ZM5 197H6V199H5ZM77 198H78L79 201L77 200ZM137 198H139V199H137ZM177 198L180 200L181 203L179 202L178 205L177 204L175 205L174 202H176V201L178 202L179 201ZM191 198H193V200ZM133 199H137V202L135 204L132 201ZM168 199H169V202L167 201ZM11 200L14 202V205H13V202ZM99 200H100V202H99ZM190 200H192V201H190ZM83 201H84V203H83ZM135 201L136 200H134V202ZM194 201L198 202L197 206H198L199 210H197V208H195L196 210L194 211V207L192 205V204L195 205L196 202H194ZM50 202L52 203L53 208H55V205H56L55 203H57V202H59L60 205L63 204L61 207L58 206L59 204H57L56 205L57 206L56 209L59 210L60 212L62 210H64V211H62L63 213L59 214V215H60L61 218L63 217L65 219L64 221L61 220V223L62 224L64 223L66 225L65 226L63 224L64 225L63 227H65V229L61 228L64 231H61L63 233L60 232V234L61 235L63 234V235L60 236V234H59L60 237H56V238H58V240L57 239L55 240L56 242H55L54 245H50V244L46 245V244L42 243V241H43L42 235H43V237L46 236V235H44L45 233H43V232H41V234L39 233V231H42V230H39V229H37L35 227L36 230L34 229V232H33V228L35 226L34 224H37L38 222H41L43 220L42 222H44L43 224L45 225L47 223V221H48V216L53 215L54 214L53 212L60 213L59 211L52 209V206H51ZM53 202H54V204H53ZM131 202H132L134 207H132ZM15 203L18 204V205L16 206ZM139 203L141 205L140 207H139ZM172 204H174V205H172ZM8 205H9V207H8ZM136 205H138L137 208H136ZM168 205H172V206H168ZM180 205L181 206L183 205L185 207H181ZM10 206H11V208H10ZM49 206H50V208H49ZM167 206L170 208L169 209L170 211L168 210L169 212L166 211L168 209ZM173 206H174V208H171ZM176 206H178V207H176ZM179 206H180V208H179ZM12 207L13 208L15 207L16 210H15V208L12 209ZM58 207H59V209H58ZM195 207H196V205H195ZM200 207H201V209L203 208L202 209L203 212H200V211H202V210H200ZM143 208L145 210H143ZM191 208L193 209L194 212L192 211ZM229 208H231V212H232V209L235 212L231 213L229 211L230 210ZM51 209L54 210V211L52 212ZM137 209L138 210L140 209V211H138ZM186 209H188V210H186ZM246 209H248V210H246ZM119 210H121V211L119 212ZM134 210H136L135 213H134ZM73 211H74V213H73ZM75 211H76L77 216L79 215L81 219H84V220H85V218L90 219L89 222L87 221V219L85 220L87 222V224H86V222L84 220H81V222H80V218H78L79 216L78 217L76 216ZM93 211H95L96 213H94ZM122 211H125V213L127 214L126 215L127 219L129 218V219H131L132 222L134 221L133 222L134 223L133 226H135V223H136L137 226L138 225L140 226L142 224L140 227L139 226L135 227V229L137 228V231L134 229L132 224L129 225L130 223H132L131 221H129L130 222L129 223L127 220H125L126 218H125L124 213L122 214ZM172 211L174 213L176 212L175 215H173L174 213ZM185 211H187V213ZM190 211H192V212H190ZM28 212L29 213L31 212V214H28ZM98 212H99V214H98ZM131 212H132V214H131ZM181 212L182 213L184 212V213L181 214ZM188 212H189V214H188ZM51 213H53V214H51ZM116 213L117 214L120 213L125 219L120 214H119L120 217H118L119 215L117 216ZM169 213H171L172 217H171V215ZM190 213H192L191 214L192 217H190ZM201 213H203V214H201ZM241 213L244 214L245 218H242L244 216L241 215ZM93 214H96V216H93ZM135 214H137V215H135ZM159 214H160L161 217L159 216ZM22 215H24V216H22ZM97 215H98V217L100 216V218L108 217L107 218L108 220L106 219V221L102 223V224L105 223L104 225L99 226L98 224H100L99 223L100 221H98V220H95V223H94V219H92V218H96V219L101 220L100 218L97 217ZM131 215H133V216H131ZM186 215H188V216H186ZM173 216L174 217L177 216V217L174 218ZM234 216H235V218H234ZM246 216L248 218H246ZM22 217H23V219H22ZM115 217H116V219H115ZM121 217L125 220L123 223H119L120 222L119 220L122 219ZM188 217H189V219H188ZM30 218H31V216H30ZM104 218H103V220H105ZM181 218H185L186 220H183ZM233 218L236 220V222H235V220ZM113 219H114V221L116 220L115 222L119 221L118 224L115 223L113 221ZM138 219H139L140 222H141V220L143 222L146 221L145 223L147 225H149V226H147V229L149 228L148 231H147V229L146 230L144 229L145 230V232H144V230L141 227L143 225L146 226V224L143 223V222L141 224H140V222L137 223ZM103 220H101V221H103ZM242 220H244V221H242ZM33 221L35 222L33 224L34 226L33 225L30 226L29 225L30 222L33 223ZM150 221H152L151 222V224H152L151 226H150ZM175 221H176L177 224L175 223ZM66 222H68L69 225ZM179 222H181V223L179 224ZM242 222H243V224H242ZM77 223H79V224L81 223V224L79 225ZM83 223L86 224V227L87 226L88 227L90 226V227L86 229V227H85V225ZM126 223L128 225H126ZM184 223H186L187 226ZM39 224H41V223H39ZM114 224H117V225H114ZM77 225H78V227L80 226V229L77 227ZM81 225H84V227L83 226L81 227ZM106 225L109 226L108 230L111 233H109L107 230H106V232L104 231L106 233L104 238L108 239V238L112 237V239H110V240L109 239L108 240L107 239L106 240H102L103 239V234L102 233H103L104 229L100 228V227L104 226V228H105ZM236 225H238L239 227L236 226ZM93 226L95 228H96V226H99V227H97V229L99 228V230L96 229L98 233L95 232L96 230L94 229ZM117 226H118V228H117ZM127 226L133 227L134 230L132 228H131L132 229L131 230ZM144 226H143V228H144ZM241 226H243V227L241 228ZM91 227H93V228H91ZM176 227H179V229L176 228ZM139 228H141L143 231L141 232V230H139ZM151 228H155V230L151 229ZM165 228H167L168 230H166ZM180 228H181V230H180ZM4 229H6V230H4ZM106 229H107V226H106ZM118 229H120V232L118 231ZM128 229H130V230H128ZM158 229H160L159 230L160 233H159ZM164 229L167 232L164 231ZM138 230L141 232L140 233L141 235L138 233L139 232ZM152 230L154 231V233H152L153 232ZM171 230H173V231H171ZM239 230H240V232H239ZM99 231H102V232H100L102 234V236L101 235H99V236L97 235V234H99ZM132 231H135L136 233H138L137 236H139V240H138V237L136 236V233H134L135 236H132V235H134ZM163 231H164V233L166 232L165 234H167V237H168V235H169V237H171V238L168 237L169 241H168L167 237L165 235H163L164 234ZM184 231H187V232H185L183 234ZM107 232H108V236H110L111 234L112 235L110 237H106ZM178 232H179V234H178ZM37 233H39V234H37ZM89 233H91V235ZM161 233H162V235H161ZM239 233H241V234H239ZM117 234H119V235H117ZM159 234L161 235V238H159L160 237ZM243 234H245V236ZM52 235H50L49 238H51ZM87 235H90V237L87 236ZM120 235H121V237L123 236L122 238L120 237L121 240L123 239L122 242H124L125 244L127 243L128 245H125L124 243H122V244H120L122 246L118 247V249H117V246H119V243L121 241L120 238H119ZM174 235H176V236H174ZM184 235H186L185 236L186 238L184 237ZM229 235L231 237H229ZM232 235H233V237H232ZM30 236H32V237L30 238ZM34 236H35V238H33ZM92 236H94V238L96 239V243L98 245H96V243H94L95 239ZM162 236H164V237H162ZM246 236L248 237L247 239H246ZM91 237L93 238V240H92ZM97 237H99V238L101 237L100 238L101 241ZM116 237H118V238H116ZM133 237H136V238H133ZM150 237H151V240H150ZM156 237H157V239H156ZM40 238H42V239H40ZM162 238L164 240H162ZM192 238H194V239H192ZM223 238L225 239L226 242L224 241ZM38 239H40V240H38ZM135 239L138 240V244H137L138 246L135 244L136 243ZM165 239H167V240H165ZM29 240H31V241H29ZM152 240H153V242H152ZM193 240L195 242H197V243L193 242ZM240 240H243V242H242L243 245H242ZM103 241H105L106 244ZM106 241H108V242L111 241L112 243L109 242L111 245L109 244L110 246H108V242H106ZM117 241H119V243ZM140 241H143V242H140ZM157 241H159V244H158ZM44 242H45V238H44ZM102 242H103L104 245L101 244ZM115 242H117L118 244L116 243V245H114ZM133 242H135V243H133ZM160 242H162V243H160ZM173 242H175V244ZM232 242H234V243H232ZM240 243H241V245H240ZM41 244L42 245L44 244V247L41 246ZM89 244H95V245H92L93 246V248H92L91 245H89ZM188 244H189V246H188ZM3 245H4V247H3ZM17 245H19V246H17ZM161 245H162L163 248L161 247ZM179 245H182V248ZM239 245L242 246V247H240ZM49 246H51V247H49ZM78 246H79L80 249L78 248ZM95 246H97V248L99 246V251L102 250V252L100 251V253H98L99 251H97L98 249L95 248ZM107 247L108 248L110 247V248L107 249ZM111 247L112 248H116V249L111 250ZM130 248H132V249H130ZM177 248L184 249L186 251V253L184 252V250H179ZM207 248H208V250H207ZM212 248L214 249L212 251H214L215 253L210 251ZM91 249L93 251L95 249V252H92ZM173 249L174 250L177 249L179 251L177 253H174L177 250L173 252ZM188 250H189V252H188ZM238 250L241 251V254H240V252ZM244 250L247 253L243 252ZM86 251L88 253H86ZM90 252H92V253H90ZM117 252H118L117 256L114 254V256H115L114 257L113 253H117ZM181 252L183 254H181ZM131 253H133L134 255L131 254ZM173 253L174 254H180L181 257L183 256L182 257L183 259L179 255H175V258H176L175 259ZM232 253H235V254L238 253V254L237 255H235V254L232 255ZM186 254L188 256H186ZM229 254L231 256H229ZM211 255H212V257H211ZM216 255H217V257H215ZM226 255L229 256V257H227ZM89 256H90V258H92V261L89 258ZM123 256H124V258H123ZM178 256L181 259H178ZM232 256H233V258H232ZM104 257H105V259H104ZM110 257L112 258V260H113V257L114 258L118 257V259H116L117 260L116 263H114L112 261L110 262V260H109ZM120 258H122V259H120ZM124 259H125L126 262L123 261ZM87 260H90V261H87ZM108 261H109V263H107ZM104 262H106V263H104Z\"/></svg>", "mask_w": 264, "mask_h": 264}, {"label": "bare ground", "instance_id": "2", "mask_svg": "<svg viewBox=\"0 0 264 264\" xmlns=\"http://www.w3.org/2000/svg\"><path fill=\"white\" fill-rule=\"evenodd\" d=\"M23 1V0H22ZM39 1V0H38ZM59 1V0H58ZM57 0H42V2L47 6V12H48V15H47V12H45L44 13V15H47L48 17H51V15L53 16V17H51V18H54L55 17V19L56 18H58L59 16L58 15H61L62 16V14L63 15H65V13H66V17L68 16L67 15V13L68 14H70V12H71V10H70V6H72L73 8L74 7H78L79 8V4H78V2H76V4H78L79 6H75L74 4L73 5H70L71 3H70V1L71 0H60L61 1V3H63V5H62V7H58V2ZM72 1H77V0H72ZM80 1V0H79ZM81 1H83V2H93V3H95V5L94 4H91V5H93V6H99V7H103V9H100L101 10V12H103V10H106V7H107V9H110V14H112V12H114L113 10H115V9H119L120 7H122V9L123 8H125L126 6H124L123 7V5H121V3H125V2H121V0H81ZM115 1H117L118 2V5H119V3H120V5L121 6H117L116 4H115ZM126 1V0H125ZM139 1H144V0H139ZM150 1V0H149ZM154 1V0H153ZM153 1H151V2H153ZM158 2V0H155V2ZM184 0H181V2H183ZM195 1V2H194ZM225 1V0H224ZM132 2V1H131ZM134 3H135V1H133ZM132 2V3H133ZM150 2V3H151ZM161 2V1H160ZM168 2L169 1H167L166 3L168 4ZM185 2V3H184ZM183 3L186 5V6H183L184 8H183V10H184V18H185V21H186V23H192L193 21H195V19L196 18H194V17H196V16H193V15H200V14H198L197 12H198V10H199V8H201V3H200V0H198V1H196V0H187V3H186V1H184ZM18 3H19V0H18V2H17V0H0V160L2 161V159H3V162H4V165L7 167V165H9V164H12V166H13V168H14V170L16 169V168H18L19 169V167H22V168H26L27 170V172H29V169L31 168V166L30 165H27L28 164V162L29 161H31V163H32V160L34 159L35 161H36V159H41L43 156H44V154H45V150L47 149V146L49 145V142L51 141V139H53V138H55V135H57L56 133L57 132H59V127H58V125L59 124H56L55 125V123H56V120H55V116H56V113H57V111L58 110H61V109H57V108H59V107H57V106H55V107H57V108H55V109H57L56 111H55V114H53L54 112H53V103L54 102H56L57 101V97H59V95L57 96L56 95V91L54 92V94L56 95V96H54V98L56 97V100L54 101H51V102H53L52 104H50L51 102H49L48 103V109H49V111L47 112V113H45V115H44V111L42 110V109H40L39 107H37V105H39L40 106V104H42L41 106H43L44 104H43V102H42V100L43 99H41V98H39V99H37V100H39V101H41L42 103H40L39 101H37L36 100V98H37V96H36V98L34 97L35 96V94H37V93H35V94H33L34 96V98H35V100L37 101V102H39L40 104H37V103H33V102H35V101H33V99L32 98H28L30 95H31V93L30 94H28V89H27V87H26V89H27V93H25V97H23V96H20V98H21V100L19 99L18 101H17V99L14 101V97L12 96V94L10 95V93H11V88H12V83L14 82L15 83V79H19V78H17L18 76V74H19V71H20V69H21V67L23 66V65H25L24 64V58H26V53H28L29 54V50L27 51V45H26V41L28 40V38H26V36H28L27 34H25L24 33V35H26L25 36V39H24V36H23V30H21L22 28H20V30H19V27H17L16 26V24H19L20 25V21H19V19L17 18V17H15L14 15L15 14H18V13H14L15 11H17V9H18V7H20L21 8V6H23V5H19V6H17L18 5ZM37 3V2H36ZM39 3V2H38ZM68 3H70L69 5L70 6H68L67 4ZM146 2L144 1V4H145ZM154 3V2H153ZM224 3V2H223ZM17 4V5H16ZM129 4H131V3H129ZM158 6H160L161 5V3H159L158 2ZM170 4V3H169ZM210 4V3H209ZM226 4V3H225ZM90 4L88 5V6H91ZM115 5L117 6V7H115ZM140 5V4H139ZM142 5V4H141ZM214 5V4H213ZM17 6V9L15 8ZM44 6V5H43ZM43 6H42V8H43ZM60 6H61V4H60ZM67 6L68 7H70V8H67ZM96 6V7H97ZM150 6V5H149ZM157 6V5H156ZM168 6V5H167ZM219 6V5H218ZM224 6V5H223ZM83 7V5L81 6V8ZM85 8V12L84 13H86L87 11H88V9H90V8H88V9H86V6H84ZM99 7H98V10H99ZM119 7V8H118ZM169 7V6H168ZM215 7V6H214ZM220 7H221V5H220ZM225 7V6H224ZM224 7H222V8H224ZM226 7H228V6H226ZM225 7V8H226ZM23 8H25V6L24 7H22V10L20 9H18V11L19 12H22V11H24L23 10ZM73 8H71L72 9V11H73ZM76 8H74L75 10H74V12H76V10L78 9H76ZM94 8V7H93ZM105 8V9H104ZM147 8V5H145L143 8H141V9H143V11H146V12H143L142 10H141V12H143V14H145V13H147V11H149V10H145V9ZM159 8V7H158ZM224 8V9H225ZM80 9V8H79ZM79 9L77 10L78 12H76V13H78V14H81L82 12H83V8L81 9L82 10V12H80L79 11ZM121 8H120V10H122ZM157 9V8H156ZM156 9H154L155 10V12H156ZM160 10H161V8H159ZM158 9V10H159ZM202 9H204V8H202ZM201 9V10H202ZM223 9V10H224ZM87 10V11H86ZM95 10H97V9H95L94 8V12L95 13H98V12H96ZM111 10H112V12H111ZM116 10V11H117ZM125 10H128L127 8L125 9ZM168 10H169V8H168ZM167 10V11H168ZM218 10H219V7H218ZM220 10H221V8H220ZM230 10V9H229ZM17 11V12H18ZM66 11V12H65ZM68 11V12H67ZM70 11V12H69ZM107 11H109V10H107ZM140 11V10H139ZM139 11L137 12L138 13V15H139ZM167 11H166V14H168L169 15V13L171 14V15H176L174 12L172 13V11L170 10L169 11V13H167ZM222 11V10H221ZM26 14H27V11H24ZM73 12V13H74ZM93 12V9H92V12H87V14L89 15L88 17H91V19L89 18V21H91V20H93L94 18H92V17H97L98 15H96L95 13ZM105 12V11H104ZM121 12V11H120ZM128 12H129V10H128ZM132 12V11H131ZM135 12V11H134ZM141 12H140V14H141ZM159 12H161V11H159ZM209 12V11H208ZM217 12H219V11H217ZM84 13H82V15L84 14ZM92 13V14H91ZM117 13H119V12H114L113 14L114 15H112V17L114 16V18H112V17H109L110 19L112 18V21L111 20H109V18H108V16L107 15H109L107 12L105 13V14H107L106 16V19H104V20H97L98 19V17H100V16H98L97 17V19L95 18V21L94 22H92V23H90V22H88V23H90L91 24V26H90V24H88L87 22V24L86 23H80L81 25H83V24H86V28L89 26V27H92V29L91 30H86V31H90V33L92 32V30H93V28H95V34H97L96 32H97V30L96 29H98V30H101V29H103L102 31H104V29L106 30H109V28H112V27H114L115 25L114 24H118L119 23V21H116L117 19H119L118 18V16L117 15H120L121 16V13L120 14H117ZM149 13L150 12H148L147 14H145V15H147V16H150L149 15ZM152 13V12H151ZM194 13H196V14H194ZM20 14V13H19ZM30 13H28V15H29ZM43 14V13H42ZM93 14H95V15H93ZM104 14V13H103ZM102 14V15H103ZM104 14V15H105ZM115 14H117V15H115ZM123 14V16L126 18V21H127V19L129 20V19H131V15L129 14V13H126V12H123L122 13ZM128 14L130 15L129 17H128ZM133 14V13H132ZM134 14H136V12L134 13ZM142 14V15H143ZM217 14V13H216ZM223 14V13H222ZM21 15H22V13H21ZM21 15H19V18H20V16ZM84 15H86V14H84ZM91 15V16H90ZM93 15V16H92ZM101 15V16H102ZM103 15V16H104ZM171 15H169L170 17H172V18H174L173 16H171ZM183 15V14H182ZM17 16V15H16ZM36 16H37V14H36ZM63 17L62 16V18L65 20V18L66 17ZM70 16H72V13L68 16V18L70 17ZM110 16V15H109ZM140 16V15H139ZM151 16H153V14L151 15ZM156 16V15H155ZM168 16V19H172V18H170ZM201 16H202V14H201ZM201 16L199 17V18H201ZM212 16V15H211ZM210 16V17H211ZM215 17L217 16V15H214ZM23 17V16H22ZM31 17V16H30ZM48 17H46V18H48ZM88 17L86 16V18L88 19ZM117 19H116V18ZM122 17V16H121ZM167 17V16H166ZM15 18H17L18 19V21L16 22L15 21ZM62 18L60 17L59 19V23L60 24H56V25H58L57 27L58 28H60L61 26H62V24H61V22L60 21H62ZM72 18V17H71ZM71 18L70 19H68L67 20V22L68 21H70L71 20ZM124 18V19H125ZM134 18V17H133ZM132 18V19H133ZM227 18V17H226ZM67 19V18H66ZM73 19V18H72ZM109 21H108V20ZM113 19L115 20L114 22H113ZM204 19V18H203ZM212 19H214V18H212ZM216 19V18H215ZM20 20H22L23 21V19H20ZM50 20V19H49ZM52 20V19H51ZM175 20V19H174ZM198 20V19H197ZM223 20H225V19H223ZM73 20H71V22H68V24L69 23H71V24H73L72 26V30L67 26V22H66V24L64 23L65 21H62L63 23H64V26H67L66 28H69V31H73L74 32V30H73V28H77V27H79V26H81V25H78V26H76V25H74L75 23L74 22H72ZM111 21V22H110ZM126 21H125V23H126ZM200 21V20H199ZM209 22H211V20H208ZM215 21V20H214ZM226 21H228V20H226ZM24 22V21H23ZM56 22H57V20H56ZM85 22V21H84ZM118 22V23H117ZM128 22V21H127ZM132 21L130 20V23H131ZM206 21L204 20V23H205ZM124 23V22H123ZM129 23V24H130ZM176 26H178V27H180V28H183L184 30H185V32L184 33H188V35L190 34L189 32H188V25L186 26V25H184V22L183 23H181V22H179V20L178 19H176ZM194 23H197V21L196 22H194ZM199 24H200V22H198ZM208 23V22H207ZM223 23H224V21H223ZM245 22H243V24H244ZM23 24V23H22ZM70 24V25H71ZM172 24V23H171ZM174 24V23H173ZM172 24V25H173ZM203 23H201V25H202ZM212 24V23H211ZM228 24V23H227ZM246 24H247V22H246ZM51 25V24H50ZM93 25V26H92ZM114 25V26H113ZM119 25V24H118ZM171 25V26H172ZM193 25V24H192ZM207 24H205V26H206ZM213 25H215V26H217L215 23H213ZM229 25H233V24H229ZM235 25V24H234ZM242 25V24H241ZM52 26V25H51ZM63 26V27H64ZM84 27H85V25H83ZM131 26V28H132V25L130 24L129 25V27ZM170 26V27H171ZM175 26V25H174ZM208 26H210V25H208ZM212 26V25H211ZM221 25L219 24V27H217L216 29H215V32H214V36H215V38H217L218 40H220V41H222L223 43H230L231 45L230 46H232L233 45V47L235 48V46L236 47H242L244 44H246L247 45V47H250L252 50H254V51H257V52H261V53H263L264 54V20H262V19H255V20H250L249 21V32L247 33L246 31H245V29H244V32H246V35L247 34H249V36L248 37H252V38H248V37H246V36H244L243 35V32H240V30H237V28L235 27V29L237 30V32L236 31H234L235 29H231V28H233L232 26H231V28H227L226 29V27L228 26H226V24L225 25H223L224 26V28L221 26ZM236 26V25H235ZM63 27H61V28H63ZM173 27V26H172ZM204 27V26H203ZM207 27V26H206ZM237 27H238V25H237ZM240 27V26H239ZM23 28H24V26H23ZM58 28H57V30H58ZM59 29L60 31L61 30H63V29ZM81 28L83 29V27H79L78 29L79 30H81ZM122 28V27H121ZM127 28V27H126ZM126 28H125V30H126ZM177 28V27H176ZM246 28V27H245ZM76 30L75 32H78L79 30ZM90 29V28H89ZM114 29H115V27H114ZM113 28H112V30H110V32L109 33H111V31L114 33V30ZM123 29V28H122ZM137 29H139L138 28V26H137ZM169 29H171V28H169ZM205 29V28H204ZM239 29V28H238ZM241 29V28H240ZM57 30H56V34H58V32H57ZM85 30V29H84ZM106 30V31H107ZM131 31H133V30H136L135 29V27H134V29H130ZM21 31H23V32H21ZM66 31V30H65ZM127 31V30H126ZM126 31H123V33L125 32V33H127ZM137 32H138V30H136ZM136 31H133V32H130V34L129 35H127L126 37H124V44H123V46L122 47H120V49L119 48H117L116 50H118V51H116V55H118L120 58H123V56L125 55L124 53H127V55H125V56H128L129 55V53L130 54H133L134 52H133V47H135V46H133V45H135L134 43H135V40L134 39H136V38H139V36L141 37V35H137V32ZM139 31H140V29H139ZM207 32L208 31H210V30H206ZM233 31V32H232ZM242 31V30H241ZM50 32V31H49ZM73 32H71V33H73ZM84 32V31H83ZM101 32V31H100ZM99 32V33H100ZM178 32V31H177ZM211 32V31H210ZM237 33V34H235L236 36H232V35H234L233 33ZM64 33V32H63ZM68 33V32H67ZM102 33V32H101ZM100 33V34H101ZM104 33V32H103ZM112 33V34H113ZM116 33V32H115ZM179 34H181L180 32H178ZM186 33V34H187ZM51 35L53 34V33H50ZM49 34V35H50ZM55 34V33H54ZM53 34V35H54ZM55 34V35H56ZM60 34V33H59ZM92 35H94L93 33H91ZM112 34H109L110 35V37H113V35ZM122 34V33H121ZM207 34H209V33H207ZM213 34V33H212ZM62 35V34H61ZM60 35V36H61ZM108 35V34H107ZM106 35V36H107ZM112 35V36H111ZM251 35V36H250ZM63 36H67V35H62V37ZM97 36H98V34H97ZM101 36H102V34H101ZM174 36V35H173ZM182 36H183V34H182ZM181 36V37H182ZM207 37H208V35H206ZM108 37V36H107ZM110 37H108V38H106V39H111ZM134 37V38H133ZM184 37H185V35H184ZM183 37V38H184ZM186 37H188L187 35H186ZM186 37L184 38L185 39V41L187 40L186 39ZM189 37H191V36H189ZM188 37V38H189ZM212 37V36H211ZM61 38V37H60ZM77 38V37H76ZM95 38V37H94ZM142 38V37H141ZM140 38V39H141ZM177 37H174V39H176ZM182 38V39H183ZM210 38V37H209ZM27 39V40H26ZM62 39H64V38H62ZM65 39H67L66 37H65ZM73 39V38H72ZM84 39V38H83ZM181 39V38H180ZM179 39V40H180ZM183 39V40H184ZM190 39V38H189ZM191 39H192V37H191ZM211 39V38H210ZM57 40H59L58 42H57V44H56V42H54L53 44H55V46L57 45V47H59L58 46V44L60 45V47L62 46L61 44H63V42L62 43H60L61 42V39H57ZM56 40V41H57ZM68 40V39H67ZM75 40V39H74ZM78 40V39H77ZM82 40V39H81ZM86 40V39H85ZM93 40V39H92ZM95 40V39H94ZM144 40V39H143ZM168 40H170L169 38H168ZM173 40V39H172ZM212 40V39H211ZM63 41V40H62ZM66 41V40H65ZM88 41V40H87ZM86 41V42H87ZM112 41V40H111ZM113 41H114V38H113ZM148 41V40H147ZM188 41L189 40H187V45H189L190 46V48L191 47H194V50L195 51H193L192 50V48L190 49L191 50V53L193 52H196V53H194V54H196V55H198V58L200 57V62H198V64L199 65H205V63H204V61H203V59H205V58H207V59H209V56L207 57H205V55H204V58L202 59L201 57H203V55H201V53H203V52H199L200 50H198V51H196V49L198 48H196L195 47V45H196V43H194L193 42V39L192 40H190L189 41V43L190 44H192V45H190V44H188ZM215 41H217V40H215ZM51 42H53V41H51ZM72 43H73V41H71ZM77 42V41H76ZM76 42H74V48H73V51L76 49L77 50V48L79 47V44H78V47L76 48V46H77V43L79 42V40H78V42L76 43ZM83 40H82V43L81 42H79V43H81V45L83 44ZM90 42H91V40H90ZM90 42H88V43H90ZM100 41H98V44L96 43V42H91V43H94L93 45L95 46L96 44L98 45V46H100L99 47V52H100V49H102L101 48V46H102V43L100 42ZM103 42V41H102ZM104 42H105V40H104ZM106 42H107V40H106ZM105 42V44L107 45V43L109 44L110 42L108 41L107 43ZM142 42V41H141ZM212 42V41H211ZM76 43V44H75ZM88 43H86V44H88ZM90 43V44H91ZM96 43V44H95ZM112 43H114V42H112ZM220 43V42H219ZM28 44V43H27ZM31 44V43H30ZM52 43L50 44V46L51 47H53L54 45H53ZM66 44V43H65ZM85 44V42H84V46H83V50H84V48H86V45ZM99 44H101V45H99ZM104 43H103V45H105ZM111 44V43H110ZM110 44L108 45L109 46V48H111L112 46H110ZM114 44H116V45H118L117 43H114ZM145 44V43H144ZM146 44H147V42H146ZM175 44V43H174ZM181 44V43H180ZM184 44V43H183ZM80 45V46H81ZM89 45V44H88ZM113 45V44H112ZM167 45V44H166ZM66 46H67V44H66ZM66 46H64V47H66ZM70 46V45H69ZM69 46H67V47H69ZM92 46V45H91ZM92 46L93 48H96L97 46ZM108 46H104V47H108ZM139 46V45H138ZM225 46V45H224ZM56 47V48H57ZM66 47V48H67ZM71 47H73V45L71 46ZM92 47H90V46H87V48H92ZM113 47H114V45H113ZM116 47V46H115ZM118 47V46H117ZM140 47H143V46H140ZM170 47V46H169ZM246 47V48H247ZM55 47H54V49H56ZM62 48V47H61ZM65 48V49H66ZM93 48L92 49H90V50H88L90 53H92L91 52V50L93 51ZM144 48V47H143ZM182 48V47H181ZM185 48V47H184ZM187 48H189V47H186L185 49H187ZM196 48V49H195ZM232 48V47H231ZM59 48H57L55 51H59L58 50ZM68 49V48H67ZM104 49V48H103ZM112 49V48H111ZM114 49V48H113ZM233 49V48H232ZM238 49V48H237ZM49 50V49H48ZM61 50V49H60ZM79 50V49H78ZM77 50V51H78ZM104 50H106V52H107V50L109 51V49H104ZM115 50V49H114ZM133 52H131V51ZM134 50H135V48H134ZM146 50V49H145ZM189 50V51H190ZM244 50V49H243ZM52 51V50H51ZM54 51V50H53ZM68 51V50H67ZM88 51H86V49H85V52L87 53ZM180 51V50H179ZM245 51V50H244ZM247 51H250V50H247ZM247 51H246V53H247ZM50 51H48V53H49ZM72 52V51H71ZM75 52V51H74ZM81 52V51H80ZM84 51H83V53H85ZM94 52V51H93ZM111 52H114V51H111ZM176 52V51H175ZM187 52V51H186ZM199 52V53H198ZM52 54H53V56L55 55L53 52H51ZM95 53V52H94ZM109 53H110V51H109ZM183 53V52H182ZM189 53V52H188ZM237 53V52H236ZM28 54H27V56H28ZM50 54V53H49ZM77 54H79V53H77ZM97 54H99L98 52H97ZM112 54H115V52L114 53H112ZM124 54V55H123ZM179 54H181V53H179ZM201 56H200V55ZM256 54V53H255ZM46 55H48V54H46ZM76 55V54H75ZM88 55H89V53H88ZM87 55V56H88ZM91 55V54H90ZM95 55H96V53H95ZM100 55V54H99ZM116 55H114V56H116ZM177 55V54H176ZM188 55V54H187ZM239 55H241V54H239ZM257 55H259V54H257ZM256 55V56H257ZM25 56V57H24ZM57 56V55H56ZM84 56H85V54H84ZM84 56H81V54H80V57L82 58V57H84ZM179 56V55H178ZM193 56H195V55H193ZM263 56V55H262ZM261 56V54H260V59H264V58H261L262 57ZM73 57H75V56H73ZM79 57V58H80ZM86 57V56H85ZM177 57V56H176ZM188 57H192V56H188ZM241 58H242V56H240ZM259 57H257V58H255V59H258ZM264 57V56H263ZM57 58V57H56ZM76 58V57H75ZM78 58V57H77ZM175 58V57H174ZM174 58L172 59V60H174ZM194 58V57H193ZM198 58H196L197 60H198ZM243 58H245V57H243ZM250 58H253V57H250ZM55 59V58H54ZM54 59H53V61H54ZM86 59V61H87V59L88 58H85ZM84 59V60H85ZM145 59V58H144ZM166 59H168V58H166ZM192 59V58H191ZM195 59V58H194ZM194 59H193V61H194ZM195 59V61L197 62V60ZM206 59V60H207ZM212 59V58H211ZM249 59V58H248ZM247 58H246V60H248ZM260 59H258V61L260 60ZM56 60V59H55ZM75 60V59H74ZM83 60V61H84ZM143 60V59H142ZM171 60V61H172ZM179 60V59H178ZM184 59H182V61H183ZM190 60V59H189ZM57 61H58V59H57ZM78 61H80V60H78ZM174 61H176V59L174 60ZM174 61H173V63H174ZM187 61V60H186ZM186 61H185V63H186ZM192 61V60H191ZM190 61V62H191ZM199 61V60H198ZM249 61H250V59H249ZM248 61V62H249ZM252 61H254V58L252 59ZM264 61V60H263ZM26 62V61H25ZM61 62V61H60ZM179 62H180V60H179ZM196 62H194V63H192V65H191V68L188 66V64L187 63H189V62H187L186 64H187V68H185V69H188V68H190V69H196V68H192V66H193V64H195L194 66H196V65H198ZM248 62H247V64L246 65H249L248 64ZM256 62L257 61H255V64H256ZM54 63V62H53ZM56 63V62H55ZM169 63V62H168ZM172 63V62H171ZM177 62H175V64H176ZM208 63H209V61H208ZM207 63V64H208ZM261 63H262V61H261ZM264 63V62H263ZM23 64V65H22ZM60 64V63H59ZM59 64H57L58 66H59ZM63 64V63H62ZM65 64V63H64ZM154 64V63H153ZM181 64V63H180ZM190 64V63H189ZM244 64V65H245ZM260 64V63H259ZM52 65V64H51ZM54 65V64H53ZM61 65V64H60ZM169 65V64H168ZM171 65V64H170ZM177 65H178V63H177ZM177 65H175V66H177ZM185 64H182V66H184ZM210 65V64H209ZM212 65L213 66H215V68L216 69H218L217 67L218 66H216L217 65V63H214L213 62V60H212V64H211V68H212ZM251 65V64H250ZM58 66H57V68H58ZM62 66L63 65H61V69H62ZM193 66V67H194ZM260 66H261V64H260ZM259 66V67H260ZM56 67V66H55ZM60 67V66H59ZM170 67V66H169ZM179 67V68H178ZM184 67H186V66H184ZM210 67H206L207 68V70L206 71H208L209 72V69H210ZM246 67V66H245ZM251 68H250V70H251V74L253 75V78L255 77L254 76V72L252 73V66H250ZM172 68V67H171ZM180 68H182L181 66H177L176 68H174L175 70L174 71H177V72H175L174 73V75H175V77L174 78H176V79H173V81H174V89L176 88V86L177 85H181L184 81H185V78H184V76L188 73V72H186V71H184L185 69H183V72H186V74L185 75H183V72H182V70H180ZM200 68H202V67H200ZM203 68H205V67H203ZM219 68H221V67H219ZM61 69H60V71H61ZM66 69V68H65ZM168 69V68H167ZM170 69V68H169ZM190 69H188L189 70V77L191 78V73H190ZM222 70H225V69H223V68H221ZM221 69H219V71L218 72H220L221 71ZM246 69V68H245ZM57 70V69H56ZM197 71H198V69H196ZM229 70L230 71H232V73H229ZM229 70H227L228 72V74L227 73H224L223 71H222V73L223 74H221V75H223L222 77H220L219 75V78H224V80L226 81V83H222L221 81L222 80H220V81H217L218 83L219 82H221V85L222 84H224V86H225V84H228L230 87H228V85H226L227 87H228V89L229 88H231L232 89V91L234 92V93H231V95L233 94V96H232V99L231 100H234L235 101V99H233V98H236V95L237 94H235L236 92L238 93V91H237V85H236V81H237V79L239 80V78H240V76L243 74H241V73H238L236 70H233V69H229ZM246 70H248V67H247V69ZM255 70H257V69H253V71H255ZM21 71H22V69H21ZM59 71V68H58V72H60ZM211 71V70H210ZM226 71V70H225ZM171 72V71H170ZM208 72H206L207 74H209ZM215 72V71H214ZM248 72H250L249 70H248ZM61 73H62V71H61ZM64 73V72H63ZM70 73V72H69ZM128 73V72H127ZM173 73V72H172ZM200 73V72H199ZM206 73H203L204 75H206L207 77H208V75L206 74ZM210 73H212L213 74V71L212 72H210ZM56 74V73H55ZM193 74H197V73H194L193 72ZM216 74V76H217V73H215ZM214 74V75H215ZM219 74V73H218ZM245 74H247V73H245ZM20 76H21V74H19ZM119 75H122L121 73L119 74ZM169 75V74H168ZM201 75V74H200ZM213 75V76H214ZM228 75H230V76H232V78H230V76H228ZM19 76V77H20ZM35 76V75H34ZM41 76V75H40ZM63 76H65V75H63ZM70 76V75H69ZM193 76H195V75H193ZM199 76V75H198ZM212 76V77H213ZM24 77V76H23ZM33 77V76H32ZM50 77V76H49ZM60 77V76H59ZM104 77V76H103ZM106 77V76H105ZM186 78H189V77H187V75L185 76ZM209 77H211V76H209ZM239 77V78H238ZM244 77V76H243ZM249 77V81L250 82H253V78H252V76L250 77V76H248ZM52 78L53 77H51L50 79L52 80ZM69 78H71V76L69 77ZM120 78V77H119ZM122 78V77H121ZM193 78V77H192ZM198 78H200V77H198ZM216 78V77H215ZM24 79H26V78H24ZM23 79V80H24ZM46 79H47V77H46ZM46 79H44V80H46ZM126 79V78H125ZM194 79H195V77H194ZM197 79V78H196ZM201 79V78H200ZM211 79V78H210ZM210 79H208L207 78V80H209L208 81V83H210L211 84V80ZM241 79V78H240ZM251 79H252V81H251ZM22 79H21V82L23 81ZM48 80V79H47ZM58 79H56V81H57ZM63 80V79H62ZM72 80V79H71ZM112 80V79H111ZM188 80V79H187ZM206 80V81H207ZM216 80V79H215ZM217 80H218V78H217ZM223 80V81H224ZM26 81V80H25ZM28 81V80H27ZM49 81L50 80H48V84H49ZM52 81H55L54 79L52 80ZM51 81V82H52ZM74 81V80H73ZM131 81V80H130ZM192 81V80H191ZM190 81V82H191ZM224 81V82H225ZM243 81V80H242ZM18 83H20L19 81H17ZM16 82V83H17ZM38 82V80H33L29 85H30V87H37L38 85L40 86V84H39V82ZM58 82V81H57ZM68 82V81H67ZM198 82V81H197ZM202 83H203V80L201 81ZM215 81L213 80V82L212 83H214ZM254 82H255V80H254ZM25 83V82H24ZM47 82H45V84H46ZM60 83V82H59ZM64 83V82H63ZM62 83V84H63ZM169 83V82H168ZM180 83V84H179ZM194 82H192V84H189V86H191V85H195V84H193ZM205 83V82H204ZM203 83V84H204ZM26 84H28V82L26 83ZM48 84H46V87L48 86ZM55 84V83H54ZM114 84V83H113ZM207 84V83H206ZM220 84V83H219ZM219 84H217L216 83V85H217V88L219 87ZM246 84H247V82H246ZM250 84V83H249ZM28 85V86H29ZM51 85V83L49 84V86ZM57 85V84H56ZM64 85V84H63ZM65 85H66V83H65ZM68 85V84H67ZM127 85H128V83H127ZM169 85V87H170V84H168ZM186 84H183V86H185ZM199 85H200V82H199ZM214 85L215 84H212V85H210V88L209 87H207V86H197V89H198V97H199V101L201 102V105H203L202 107H205L206 105H208L207 103H209L210 101L212 102L211 103V105H212V107H214V104H215V107H218L219 105V102L217 103L216 101L217 100H215V99H213L212 97H213V95H214V91L216 90V93H215V95H214V97L216 98V96H217V98H218V100L219 99H222V98H220V97H222V96H224V95H222V94H220L219 92H217V89H213V87H214ZM215 85V86H216ZM220 85V86H221ZM248 85V84H247ZM14 86H16V85H14ZM23 86H24V84H23ZM25 86H27V85H25ZM24 86V87H25ZM49 86H48V88H49ZM53 86H55V85H53ZM106 86H107V83H106ZM165 86V85H164ZM163 86V87H164ZM167 86V85H166ZM188 86V87H189ZM209 86V85H208ZM224 86H222V87H224ZM225 86V87H226ZM18 87V89H20L19 87L20 86H17ZM50 87H52V86H50ZM76 87V86H75ZM80 87V86H79ZM171 87H172V84H171ZM186 87H187V85H186ZM192 87V86H191ZM190 87V88H191ZM224 87V88H225ZM55 88H56V86H55ZM61 88V87H60ZM59 88V86H58V89H60ZM65 88V87H64ZM109 88V87H108ZM179 88V87H178ZM195 88V87H194ZM223 88V89H224ZM16 89V88H15ZM15 89H13V90H15ZM21 89H22V87H21ZM20 89V90H21ZM37 89H39V88H36V91L38 92V90ZM53 90H54V87L52 88ZM51 89V91H53ZM57 89V88H56ZM70 89V88H69ZM76 89H77V87H76ZM117 89V88H116ZM124 89L125 90H131L132 88H127L126 86H124ZM169 89V88H168ZM171 89V88H170ZM169 89V90H170ZM193 89V88H192ZM196 89V88H195ZM223 89H221L220 88V90H223ZM230 89V90H231ZM23 90V89H22ZM21 90V91H22ZM25 90V89H24ZM33 90V89H32ZM45 90H47L48 91V89L46 88ZM63 90V91H62ZM60 92H63V93H61L62 95H60L61 97H59L60 98V100L62 101L64 98H63V95H64V93H66L65 92V90L64 89H62ZM107 90V89H106ZM164 90H166L165 88H164ZM169 90H167V91H169ZM171 90H173V89H171ZM171 90L169 91V93L171 92ZM180 90V89H179ZM194 90V89H193ZM219 90V91H220ZM226 90V89H225ZM229 90V91H230ZM16 91V90H15ZM19 91V90H18ZM21 91H19L20 93H21ZM29 91H30V89H29ZM51 91H50V93H51ZM74 91V90H73ZM114 91V90H113ZM129 91H127L128 93L125 95L126 97H127V95L128 94H130L129 96H130V98H131V93L129 92ZM161 91V93H163L162 91H163V88H162V90H160ZM160 91H159V93H160ZM195 91V90H194ZM193 91V92H194ZM228 91V90H227ZM236 91V92H235ZM258 91V90H257ZM69 91L67 90V93L66 94H69L68 93ZM78 92V91H77ZM83 92H85V91H83ZM174 92H176V90L174 91L173 90V94H174ZM183 92V91H182ZM186 92H187V90H186ZM186 92H185V94H186ZM188 92H190L189 91V89H188ZM192 92V93H193ZM197 92V90L195 91V93ZM223 92V91H222ZM221 92V93H222ZM226 92V91H225ZM259 92V91H258ZM41 93V92H40ZM39 93V94H40ZM57 93H59V92H57ZM80 93H81V91H80ZM104 93V92H103ZM114 93H116V92H114ZM158 93V94H159ZM160 93V94H161ZM164 93H167V92H165L164 91ZM176 93H178V92H176ZM179 93H181V92H179ZM213 93V94H212ZM247 93V92H246ZM256 94H257V92H255ZM259 93H261V92H259ZM258 93V94H259ZM19 94V93H18ZM42 94V93H41ZM46 94H47V92H46ZM60 94V93H59ZM64 95V97L65 96H67V95ZM77 94V93H76ZM75 94V95H76ZM172 94V92L170 93V95H173ZM185 94H183V95H185ZM217 94H220V95H222V96H220V97H218V95ZM234 94H235V96H234ZM238 94H241V92H239ZM22 95H24V94H22ZM48 95H50L49 94V91H48V94H47V96ZM72 95V94H71ZM81 95V94H80ZM190 95V94H189ZM192 96H193V94H191ZM205 95L206 96H208V97H206V98H208L207 99V101H206V99H204L205 98ZM212 95V96H211ZM228 95V97L230 96V92L227 94ZM226 95V96H227ZM246 95V94H245ZM251 95V94H250ZM16 96H18L17 94H16ZM18 96V97H19ZM28 96V97H27ZM43 96V95H42ZM51 96V95H50ZM50 96H48L49 98H52V96L50 97ZM74 96V95H73ZM82 96V95H81ZM166 96H168L167 94H166ZM186 96V95H185ZM237 96H239V95H237ZM242 96H244V94L242 95H240L239 97H237V100L241 97V98H243ZM248 96V94L245 96V98H248L247 97ZM257 96V95H256ZM259 96V95H258ZM263 96V95H262ZM261 96V97H262ZM47 97V98H48ZM83 97V96H82ZM97 97V96H96ZM102 97H103V95H102ZM101 97V99H103ZM126 97H125V99H126ZM138 97V96H137ZM165 97V96H164ZM183 97V96H182ZM188 97V96H187ZM187 97H185V99H187ZM195 97V96H194ZM194 97H192V98H194ZM198 97H196V98H198ZM211 97V99H210V101H208L209 100V98ZM260 97V96H259ZM16 98V97H15ZM43 98V97H42ZM48 98V101H50L51 99H49ZM63 98V99H62ZM68 97H66L65 98V100L64 101H66L67 100V102H68V99H67ZM110 98V97H109ZM123 98V97H122ZM134 98V97H133ZM136 98V97H135ZM134 98V99H135ZM163 98V97H162ZM167 98V97H166ZM188 98H191V97H188ZM191 98V100H186L185 101V103H187V104H193V102L195 101V99H192ZM225 98H227V97H225ZM224 98V99H225ZM97 99V98H96ZM115 99H117V97L116 98H114V101H115ZM124 99V98H123ZM122 99V100H123ZM132 99V98H131ZM167 99H169V103L167 102V109H168V112H167V115H166V118H164L163 120L165 121V119H166V121L168 122H166V124H168V126H166L167 127V129H166V127L164 128V126H163V128H162V132H165V131H169V129L171 130V128H168L169 126H171L172 125V121H175V122H177V123H175V125L176 124H178V127H177V125H176V127L177 128H179V126H181L180 128L181 129H183V127L184 126H186L185 127V129H183V130H189V132H185V131H183V130H180V128H179V130H177L176 129V132L177 131H179V132H181V131H183V133L182 134H184L185 135V133L186 134H188L189 136H190V129H194L196 126H198L199 127V125H201V122H202V120L200 121V122H198V121H196L195 119H192L193 118V113H191V114H187L188 116L190 115V116H192L191 118H189L188 116H185L183 113H184V111L185 110H188V109H184V103H182V105H179V104H181V103H179L178 104V101H179V99L180 98H178V95H176V96H174V97H171V98H167ZM184 99V100H185ZM212 99L213 100H215V101H212ZM255 99H257L258 100V97L257 98H255ZM264 99V98H263ZM59 100V99H58ZM59 100V101H60ZM133 100V99H132ZM132 100H130V99H128V102L130 101H132ZM143 101V102H145L146 100H147V97H140V98H138L137 99V101ZM184 100H182V101H184ZM253 100H254V98H253ZM253 100H251V101H253ZM59 101H57V103L59 102ZM61 101L59 102V104H60V108H61ZM63 101V102H64ZM70 101V100H69ZM102 101V100H101ZM100 101V102H101ZM124 101V100H123ZM125 101H127V100H125ZM124 101V102H125ZM199 101H197L196 100V102L198 103ZM204 101H206V102H204ZM223 100H221V102H222ZM259 101V100H258ZM257 101V102H258ZM63 102H62V108L63 107H67V108H63L64 110H65V112L66 113H68L70 110L68 109V107L69 106H67V105H69V104H67L66 105V103L67 102H64V104L66 105H64L63 104ZM107 102V101H106ZM105 102V103H106ZM129 102V103H130ZM195 102V103H196ZM215 102V103H214ZM236 102V101H235ZM235 102L233 103V104H235ZM255 102V101H254ZM253 102V104H255V107L254 108H256V112L255 111H253V112H255L254 114H256V115H258V116H256L255 115V119H254V116H252L253 117V119L252 120H255L256 121V119L258 120L257 122L259 123V124H257V125H259V128H258V126H256L255 125V127L256 128H258L259 130L257 131L259 134H260V132L261 133H263L264 132V117L263 116H261L260 115V111L262 110V107L260 106L261 104H263L262 106H264V100H263V103H261L260 101V104H259V102H258V104H257V102L256 103H254ZM118 103V102H117ZM127 103V102H126ZM125 103V104H126ZM131 103H133V102H131ZM130 103V105H132ZM216 103H217V105H216ZM237 103V102H236ZM37 104V105H36ZM84 104V103H83ZM165 104V103H164ZM186 104V105H187ZM198 104H200V103H198ZM52 107H51V106ZM56 105V104H55ZM124 105V104H123ZM129 105V104H128ZM129 105V106H130ZM188 105V106H189ZM209 105H210V103H209ZM211 105L209 106V107H211ZM133 106V105H132ZM159 106V105H158ZM162 107H163V105H161ZM187 106V107H188ZM192 106V105H191ZM198 106H200V105H198ZM197 106V107H198ZM233 106V105H232ZM253 106L254 105H252V108H253ZM97 107H98V105H97ZM125 107H126V105H125ZM160 107V106H159ZM180 107H182V112H181V110L179 109ZM194 107H196V106H194ZM211 107V108H212ZM260 107H261V110H260ZM52 108V109H51ZM90 108V107H89ZM130 109V111H132V108L131 107H129ZM211 108H208V110L209 109H211ZM62 109V110H63ZM88 109V108H87ZM128 109V108H127ZM166 109V108H165ZM191 107H190V112H191ZM200 109V108H199ZM204 108H202V110H203ZM207 108H205L204 110H206ZM63 110V111H64ZM74 110V109H73ZM92 110H93V108H92ZM96 110V109H95ZM94 110V111H95ZM179 110H180V112H179ZM184 110V111H183ZM193 110V109H192ZM203 110V111H204ZM232 110H234V109H232ZM81 111V110H80ZM86 111V110H85ZM93 111V112H94ZM165 111V110H164ZM167 111V110H166ZM247 111V110H246ZM53 112V113H52ZM58 112H60V111H58ZM62 112V111H61ZM60 112V113H61ZM82 112V111H81ZM91 112V111H90ZM97 112V111H96ZM148 112V111H147ZM156 112V111H155ZM160 112V111H159ZM175 112V115L173 114ZM189 112V113H190ZM209 112V111H208ZM217 112H219V111H215V113H217ZM240 113H241V111H239ZM260 112V113H259ZM59 113V114H60ZM62 113H64V112H62ZM61 113V114H62ZM84 113V112H83ZM86 113V112H85ZM95 113V112H94ZM143 113V112H142ZM157 113V112H156ZM187 113H188V111H187ZM204 113V112H203ZM240 113H238L237 115H238V118H239V116H240V119L242 120V118L243 117H241V116H243V115H240ZM242 113H244L243 111H242ZM241 113V114H242ZM252 113V112H251ZM148 114V113H147ZM158 114V113H157ZM164 114V113H163ZM234 114H236L235 112H234ZM263 114V113H262ZM55 115V116H54ZM70 115V114H69ZM94 115V114H93ZM92 115V116H93ZM98 115V114H97ZM144 115V114H143ZM154 115V114H153ZM159 115V114H158ZM162 115V114H161ZM172 115H174L175 117H174V119L172 118L173 116ZM217 115H218V113H217ZM217 115L215 116V117H217ZM221 115H223L222 114V112L220 111V113H219V115H218V117H217V119L216 118H214V120H218V119H220L219 118V116L221 117ZM249 115H250V113H249ZM251 115H253V114H251ZM251 115L249 116V117H251ZM155 116V115H154ZM57 117V116H56ZM118 117V116H117ZM142 117H147V116H142ZM157 118H158V116H156ZM155 117V118H156ZM223 117V116H222ZM221 117V118H222ZM235 117H236V115H235ZM234 117V118H235ZM244 117H246V115L244 116ZM249 117H246L247 119L249 118ZM251 117V118H252ZM258 117V118H257ZM54 118V119H53ZM57 118H59V117H57ZM126 118V117H125ZM136 118V117H135ZM163 118V116L160 118V119H162ZM61 119V118H60ZM63 119V118H62ZM65 119V118H64ZM142 119V118H141ZM140 119V120H141ZM144 119H147V118H144ZM189 119H192V120H189ZM59 120V119H58ZM119 120V119H118ZM117 120V121H118ZM122 120V119H121ZM131 120V119H130ZM148 120H149V118H148ZM147 120V121H148ZM158 121H156L157 123H159V125H160V122H162L161 120H159V119H157ZM194 120H195V122H194ZM241 120H239V121H241ZM249 120H251L250 118H249ZM99 121V120H98ZM104 121V120H103ZM107 121V120H106ZM109 121H110V119H109ZM220 121V120H219ZM236 122H237V117H236V120H235ZM238 121V122H239ZM243 121H246V120H242V122ZM254 121V122H255ZM62 122V121H61ZM60 122V123H61ZM119 122V121H118ZM124 122V121H123ZM144 122V121H143ZM142 122V123H143ZM151 122V121H150ZM234 122V119H233V121H232V123ZM236 122L235 123H233V124H235V126L233 125L232 127H233V129L238 125V124H236ZM249 122V121H248ZM58 123V122H57ZM105 123V122H104ZM122 123V122H121ZM126 123V122H125ZM145 123V122H144ZM143 123V124H144ZM148 123V122H147ZM174 123H173V125H174ZM191 123H194V124H191ZM195 123H197V124H199V125H197V124H195ZM241 122H239V124H240ZM252 123H253V121H252ZM92 124H93V122H92ZM111 124V123H110ZM155 124V123H154ZM153 124V125H154ZM184 124H186V125H184ZM254 124V123H253ZM252 124V125H253ZM87 125V124H86ZM106 125V124H105ZM150 125V124H149ZM158 125V124H157ZM165 125V124H164ZM175 125H174V127H175ZM194 125V126H193ZM224 125V124H223ZM60 126V125H59ZM104 126V125H103ZM126 126H127V124H126ZM202 126L204 127L205 126V124L203 125V123H202ZM202 126H200L199 128H201ZM207 126V125H206ZM205 126V127H206ZM208 126H209V124H208ZM144 127H145V125H144ZM175 127V128H176ZM202 127V128H203ZM231 127V128H232ZM238 127V126H237ZM236 127V128H237ZM124 128V127H123ZM146 128V127H145ZM160 128H161V126H160ZM222 128V127H221ZM225 128H229V127H225ZM230 128V129H231ZM235 128V132H234V134H233V131H232V133H231V130L229 131L228 129V133L230 134H233L234 136H233V140L236 138L237 140H238V137H235V135L237 136V135H240L239 134V132L237 131L238 130V128L236 129ZM256 128H254V129H256ZM93 129V128H92ZM100 129V128H99ZM152 129V128H151ZM154 129V128H153ZM164 129H166L165 131H164ZM232 129V130H233ZM239 131H240V133H241V130H242V132H246V135H247V137H248V139L250 140L248 143H245V142H247V141H245L246 140V138H245V142H243V140L242 141H240V140H238V142H239V147L238 148H235L234 149V151H232L231 149H233V147L231 148V145H233V144H231L232 143V141H231V145L228 143H225V141H227L228 140V138L231 136V134H230V136L228 135H226V139L227 140H225V138H224V136L222 137V138H224V142H222L220 139H218L219 141L217 142V148L216 149H218L217 151H219V153H218V159H216V161H218V163H216V164H213V165H217V164H220L221 165V163L222 162H224V163H227V161H229V160H231V162L233 163L232 164V168H233V173H236V171H238V172H243V173H246V174H251V172H250V170H249V168H248V166H246V162L250 159L249 158V156H250V152L252 151V152H254V154L251 156L252 158H253V160L252 159H250L252 162L254 161V160H256L255 161V163H257V165L259 166V167H262V166H264V133H263V135L262 134H260V135H262V137L263 138H261V136H258L257 135V133L255 132V131H253V129L250 127V125H249V123H242L241 124V127L239 126ZM122 130H125V129H122ZM157 130H159V129H157ZM175 130V129H174ZM194 130H196V128L194 129ZM200 130V129H199ZM203 130H204V128H203ZM221 130V129H220ZM99 131V130H98ZM121 131V130H120ZM155 131V130H154ZM172 131V130H171ZM197 131V130H196ZM222 131H224V130H222ZM221 131V132H222ZM95 132V131H94ZM97 132V131H96ZM185 132V133H184ZM201 132V131H200ZM225 132H227L226 130H225ZM238 132V133H237ZM85 133V132H84ZM99 133V132H98ZM125 133H126V131H125ZM169 133V132H168ZM167 133V134H168ZM172 133V132H171ZM175 132L173 131V134H174ZM193 133V132H192ZM192 133H191V135H192ZM195 131H194V135H195ZM227 133V134H228ZM236 133V134H235ZM172 134V135H173ZM176 134V133H175ZM177 134H179V133H177ZM242 134V133H241ZM61 135H62V139H63V142H68V140H69V133H68V131H67V129H66V131L64 130L62 133H61ZM163 135V134H162ZM220 135V134H219ZM243 135H245L244 133L242 134V136H240L239 138L240 139H242L241 137H243ZM121 136V135H120ZM125 136V135H124ZM135 136V135H134ZM160 136V135H159ZM179 136V135H178ZM181 136V135H180ZM183 136V135H182ZM214 136V135H213ZM56 137H58V136H56ZM128 137V136H127ZM144 136H142V138H143ZM165 137V136H164ZM177 137V136H176ZM175 137V138H176ZM188 137V136H187ZM246 137V136H245ZM258 137H260V139H261V141L263 140V143L262 142H260L259 141V138ZM121 138H123V137H121ZM120 138V139H121ZM181 138V137H180ZM179 137H177V140L179 141L177 144H179L180 143V139ZM185 138H186V135H185ZM221 138V137H220ZM119 139V138H118ZM130 139V138H129ZM144 139V138H143ZM146 139V138H145ZM169 139H171V137L169 138ZM173 139V138H172ZM182 139V138H181ZM210 139V138H209ZM236 139L234 140V142H236ZM247 139V140H248ZM54 140V139H53ZM131 140H133V139H131ZM131 140H129L130 142H131ZM148 140V139H147ZM156 140H159V139H156ZM165 140V139H164ZM163 140V141H164ZM177 140H176V142H177ZM186 140V139H185ZM187 140H188V138H187ZM190 140V139H189ZM216 140V139H215ZM229 140H230V138H229ZM118 141V140H117ZM166 141V140H165ZM172 141V140H171ZM134 142V141H133ZM146 142V141H145ZM160 142H161V139H160ZM185 141H183L182 143H180V145L181 144H183ZM233 142V143H234ZM238 142H236L237 143V145H238ZM152 143V142H151ZM157 143H158V141H157ZM167 143H169V142H167L166 141V144ZM186 144L185 145H188L187 144V142H185ZM203 143V142H202ZM147 144V143H146ZM172 144V143H171ZM190 144V143H189ZM201 144V143H200ZM235 144V143H234ZM153 145V144H152ZM159 145V144H158ZM180 145H177V148L179 149V148H181V147H178V146H180ZM184 145V146H185ZM162 146V145H161ZM161 146H159L160 148H163V147H161ZM182 146V145H181ZM201 146H202V144H201ZM204 146V145H203ZM202 146V147H203ZM211 145H209V147H210ZM215 146V145H214ZM234 147H235V145H233ZM206 147V146H205ZM209 147H208V149H209ZM212 147V146H211ZM131 148V147H130ZM149 148V147H148ZM152 148V147H151ZM150 148V149H151ZM221 148H224L223 150L221 149ZM168 148H166V146L164 147V150L163 151H165V150H167ZM174 149V148H173ZM177 149V150H178ZM221 149V150H220ZM131 150V149H130ZM160 150V149H159ZM175 150H176V148H175ZM177 150H176V156L178 155V152H177ZM149 151V150H148ZM147 151V152H148ZM168 151H169V149H168ZM168 151L165 153V152H163L164 154H167L168 153ZM172 151V150H171ZM207 151V150H206ZM205 151V152H206ZM208 152V154L209 153H211V152H209V151H207ZM251 152V153H252ZM62 154V157H63V160L64 161H67V162H69V158H71L69 155L71 154V152L68 150V148H65L64 149V151H62L61 152ZM149 153H151V151L149 152ZM148 153V154H149ZM172 153V152H171ZM171 153H168V155L169 154H171ZM173 153H174V151H173ZM153 152H152V154L150 155L149 154V157H153ZM163 154V155H164ZM182 154V153H181ZM198 154V153H197ZM162 155V154H161ZM167 155V156H168ZM210 155H212V156H214L213 157V159L211 158V157H209L208 155H207V157L208 158H210V160L212 161L211 162V164L213 163V160L215 159V155H213V153L212 154H210ZM135 156H136V154H135ZM174 156V155H173ZM179 156V155H178ZM185 156V155H184ZM197 156H199V154L197 155ZM206 156V155H205ZM205 156H204V159H205ZM155 157V156H154ZM166 157V156H165ZM180 157V156H179ZM178 157V158H179ZM202 157H203V155H202ZM201 157V158H202ZM217 157V156H216ZM136 157H134V159H135ZM138 159V158H137ZM151 159V158H150ZM247 159V160H246ZM98 160V159H97ZM96 160V161H97ZM130 160H131V158H130ZM153 160H154V158H153ZM194 160V159H193ZM197 160V159H196ZM246 160V161H245ZM0 161V162H1ZM101 161V160H100ZM183 161H184V159H183ZM215 161V162H216ZM3 162H2V164H3ZM56 162V161H55ZM57 162H58V160H57ZM57 162H56V164H57ZM98 162V161H97ZM102 162V161H101ZM103 162L105 163V161L103 160ZM143 162H144V160H143ZM159 162H160V160H159ZM195 162V161H194ZM205 162V161H204ZM210 162V161H209ZM252 162H250V163H252ZM38 163V162H37ZM37 163H33L32 164V166L35 168V170H34V168L33 169H31L30 171H33V172H35V174L37 175L38 174V176H36V178L34 177V175L35 174H33V175H31L32 174V172H30L31 174L29 175H27V174H24L23 173V180H24V178L26 179V180H24V183L23 182H21V180H20V176H22L21 175V173L23 172V170L21 171L20 170V172L21 173H17V175H19V176H17V175H15V177H19V179L18 180H20V181H18L17 179H15V177H14V180H17V182L18 183H20L21 185H19L18 187H16L14 184H13V186H11V187H16L17 189H18V194L16 193V195H15V199H17V201L16 202H18V204H19V202L21 201V202H23V201H25L26 200V198L28 197V200H26L27 202H30V200L29 199H33V200H38L37 201V203H36V206H35V215H33L34 214V212H32L33 214L32 215H29V216H27V218H29V219H31L30 221H32L33 219V216H35L37 219H39V218H42V216L41 217H39L40 216V211L39 210H42V209H44V208H47L48 207V205L49 204H47V202H46V196H49L48 194L47 195H41V192H43L44 191V189H46L45 187H46V181H45V176H44V172L42 171V170H40L39 169V167L41 166H39V163L37 164ZM127 163H129V162H127ZM164 163V162H163ZM188 163V162H187ZM249 163V164H250ZM254 163V162H253ZM1 164V163H0ZM55 164V167L58 169V167H57V165ZM133 164V161L131 162V165ZM142 165H143V163H141ZM157 164V163H156ZM186 164V163H185ZM195 164V163H194ZM247 164H248V162H247ZM248 164V165H249ZM65 165V164H64ZM64 165L62 166V163L60 164V166H59V168H61V172H59V174H54L55 175V177H60V178H62V180H59L58 181V183L61 181H63V180H66V178H65V176L68 178L67 180H69V173H71L72 175L71 176H73L69 181H71V183L73 182H75L74 184H78L79 185V187H80V184L82 183H79V182H76L78 179L77 178H79L80 179V181H82L81 179V177H83V179H84V177H86V176H79L78 174L74 177V173H75V171H74V167H73V165H72V163H66V167L65 168H67L68 169V172H67V174H66V172H65V176H64V172L62 173V171L64 170L65 171V169L63 168L64 167ZM125 165V164H124ZM130 165V166H131ZM141 165V166H142ZM153 165V164H152ZM151 165V166H152ZM190 165V164H189ZM255 165V167L257 166L256 164H254ZM62 166V167H61ZM127 166V165H126ZM133 166H134V164H133ZM168 166H170L171 167V165H168ZM186 167V169H187V165H185ZM194 166V165H193ZM207 166V165H206ZM249 166H251V165H249ZM2 167L4 168V166L2 165ZM1 167V168H2ZM10 168H11V166H9ZM30 167V168H29ZM123 167V166H122ZM129 167V166H128ZM128 167H126L127 169H130L131 168V170H132V167H130V168H128ZM146 167V166H145ZM153 167V166H152ZM252 170L255 168V167H253V164H252ZM2 168V169H3ZM8 168V167H7ZM41 168V167H40ZM55 168V169H56ZM116 168V167H115ZM141 168H144V167H141ZM140 168V170L142 171V169ZM150 168V167H149ZM149 168H147V170L149 169ZM166 168V167H165ZM169 168V167H168ZM174 168V167H173ZM175 168H176V166H175ZM215 168V167H214ZM229 168V167H228ZM9 169V168H8ZM54 169V170H55ZM111 169V168H110ZM145 169V168H144ZM158 169V168H157ZM177 169H178V167H177ZM179 169H181L180 168V166H179ZM178 169V170H179ZM200 169V168H199ZM17 170V169H16ZM123 170V169H122ZM122 170H120V174H122L123 172H122ZM139 170V169H138ZM139 170V171H140ZM219 170V169H218ZM25 171V170H24ZM57 171V170H56ZM55 171V172H56ZM60 171V170H59ZM115 171V170H114ZM139 171H137V169H136V172L139 174V173H141L142 174V172H139ZM177 171V170H176ZM181 171V170H180ZM201 171H202V169H201ZM220 171V170H219ZM218 171V172H219ZM3 173H4V170L2 171ZM2 172H1V174H0V177H1V175H2ZM7 172V171H6ZM14 172V171H13ZM54 172V173H55ZM58 172V171H57ZM146 172V171H145ZM149 172H151L150 170H149ZM166 172V171H165ZM183 172V171H182ZM209 172V171H208ZM10 173H12V172H10ZM125 173V172H124ZM152 174L154 173V172H151ZM157 173V172H156ZM184 173V172H183ZM217 173V172H216ZM5 174V173H4ZM3 174V175H4ZM7 174H8V172H7ZM6 174V175H7ZM60 174L62 175V176H60ZM128 174V173H127ZM145 174H147V173H145ZM144 174V175H145ZM155 174V173H154ZM166 174V173H165ZM219 174H223V171L222 172H220ZM11 175H13V174H11ZM25 175V176H24ZM27 175V176H26ZM81 175V174H80ZM82 175H84V174H82ZM134 175H135V173H134ZM137 175V174H136ZM218 175V174H217ZM8 176H10V175H8ZM95 176V175H94ZM93 176V177H94ZM122 176H126L125 174L124 175H122ZM137 176H139V175H137ZM137 176H134V177H137ZM148 178L147 177H145V178H147L148 180H149V178L151 177L150 176V174L148 173ZM166 176V175H165ZM174 176V175H173ZM219 176V175H218ZM222 176H224V175H222ZM226 176V175H225ZM11 177V176H10ZM58 177V179H60ZM77 177V178H76ZM93 177H88V178H86V179H89V181H92V183L94 182V181H96V180H94V178ZM120 177H121V175H120ZM134 177H132V178H134ZM159 177V176H158ZM161 177V176H160ZM159 177V178H160ZM190 177H192V175L190 176ZM4 177H2V179H3ZM74 178H76L77 180L76 181H73L74 180ZM96 178V177H95ZM140 178H141V176H140ZM140 178H138L139 180H141ZM143 178H144V176H143ZM158 178V179H159ZM202 178V177H201ZM224 178V177H223ZM239 178V177H238ZM12 179H13V177H12ZM41 179H43V180H41ZM137 178L136 179H133V182L135 181V180H137V181H135V183L137 182V183H139ZM150 179H152V178H150ZM157 179V178H156ZM256 179H257V181L258 182H261V183H263L264 182V178L263 177H256ZM4 180V179H3ZM67 180H66V183L68 184V182H67ZM142 180H144V179H142ZM203 180V179H202ZM208 180V179H207ZM207 180H205V181H207ZM215 180V179H214ZM217 180V179H216ZM215 180V181H216ZM2 181V180H1ZM43 181H44V183H43ZM84 181V180H83ZM131 179H130V183H131ZM152 182V180H149V182ZM200 181H201V179H200ZM214 181V182H215ZM230 181V180H229ZM234 181L236 182L237 181V178L236 177H234ZM7 182V181H6ZM16 181L15 182H11V184L12 183H17ZM61 182H60V187H61ZM64 182V181H63ZM62 182V183H63ZM86 182H88V180L86 181ZM132 182V183H133ZM144 182H146V181H144ZM143 182V183H144ZM148 182V181H147ZM148 182V183H149ZM156 182H157V180H156ZM159 182V184H160V182H161V179H160V181H158ZM171 182V181H170ZM202 182V181H201ZM201 182H200V184H201ZM209 182H211V181H209ZM208 182V183H209ZM213 182V181H212ZM1 183V182H0ZM65 183V184H66ZM71 183H69V185L71 184ZM97 183V182H96ZM129 183V184H130ZM146 184V186H147V189H146V197H144L145 198V200H146V203H145V205H143L144 207L147 205V211H145L146 212V215L147 216H149V217H151V219L152 218H154V217H152V215H153V212L155 211V209L157 210V211H162V202H163V200H162V198L160 197V196H157L154 192H153V190L151 189V186H150V183L149 184ZM153 184H155V182L153 181L152 182ZM151 183V184H152ZM162 184H164V182H161ZM1 184H3V182L1 183ZM23 184H25V185H23ZM67 184H66V186L65 187H67ZM77 184H76V186H74L73 184H71L72 186H74V187H76V188H74V193L75 192H77L78 191V189L77 188H79V187H77ZM128 184V183H127ZM128 184V185H129ZM134 184V183H133ZM158 183H156V185H157ZM211 183H209L208 185H210ZM213 184V183H212ZM218 184V183H217ZM220 184V183H219ZM225 185H227L226 183H224ZM232 184V183H231ZM16 185H18V184H16ZM26 185H31V186H33L34 188H36L37 187V189H33L34 191V193L33 192H31V193H33V194H30V193H25V195L23 194V189L25 188V186ZM39 185H41L42 187H39ZM64 185V184H63ZM69 185H68V187H69ZM82 185H85V181H84V183L83 184H81V187H82ZM93 185V184H92ZM95 185V184H94ZM106 185V184H105ZM128 185H127V187H128ZM166 185V184H165ZM178 185V184H177ZM1 186V185H0ZM9 186V185H8ZM21 186V187H20ZM36 186V187H35ZM72 186H70L69 188H71ZM104 186V185H103ZM132 186H134V185H132ZM136 186V185H135ZM134 186V187H135ZM160 186V185H159ZM173 186V185H172ZM178 186H181V185H178ZM177 186V187H178ZM228 187H230V185H227ZM226 186V187H227ZM234 186V185H233ZM2 187V186H1ZM0 187V188H1ZM14 187V188H15ZM62 187H64V186H62ZM88 187H90V185H88ZM88 187H86V188H88ZM94 187V186H93ZM129 187H131L130 185H129ZM129 187H128V189H129ZM155 187V186H154ZM157 187H158V185H157ZM166 187V186H165ZM165 187H164V189H165ZM196 187V186H195ZM210 187V186H209ZM219 187V186H218ZM227 187V188H228ZM29 188V187H28ZM68 188V189H69ZM106 188V187H105ZM145 188V187H144ZM159 188V187H158ZM167 188V187H166ZM175 188V187H174ZM207 188V187H206ZM221 188V187H220ZM5 188H3V190H4ZM73 189V188H72ZM72 189H71V192H70V194H72L73 192H72ZM79 189H81V188H79ZM84 188L82 187V190H83ZM104 189V188H103ZM127 189V190H128ZM132 189V188H131ZM169 189V188H168ZM209 189V188H208ZM208 189H205V190H208ZM212 189V188H211ZM229 189V188H228ZM63 190H65V192L67 193V190L65 189V188H63ZM77 190V191H76ZM105 190V189H104ZM171 190V189H170ZM199 190H201V189H199ZM204 190V189H203ZM204 190V191H205ZM129 191V190H128ZM131 191V190H130ZM161 191V190H160ZM164 191V190H163ZM197 191V190H196ZM47 192H48V190H47ZM78 192H80L81 194H79V199H80V197L83 195L82 194V192L79 190ZM78 192L77 193H75V194H77V197H78ZM85 192V191H84ZM127 192V191H126ZM156 192V191H155ZM178 192V191H177ZM180 192V191H179ZM190 192H192V191H190ZM194 192V191H193ZM192 192V193H193ZM206 192V191H205ZM9 193V192H8ZM68 193H69V191H68ZM92 193V192H91ZM162 193V192H161ZM182 193V192H181ZM207 193V192H206ZM205 193V194H206ZM7 194V193H6ZM11 194H12V192H11ZM85 194V193H84ZM138 194V193H137ZM145 194V193H144ZM143 194V196H145ZM167 194L168 193H165L164 192V194H163V196L165 195V199L168 197L167 196ZM185 194V193H184ZM196 194H197V192H196ZM195 194V195H196ZM212 194V193H211ZM4 195V194H3ZM13 195V194H12ZM11 195V196H12ZM26 195H28V196H26ZM134 195V194H133ZM139 195H140V193H139ZM162 195V194H161ZM170 195V194H169ZM194 195V194H193ZM194 195V196H195ZM207 195V194H206ZM209 195V194H208ZM7 196V195H6ZM70 196H72V195H70ZM85 196H86V194H85ZM88 196H91L90 195V193H89V195ZM178 196V195H177ZM193 196V198H197L198 197V194H197V197L195 196L194 197ZM220 196V195H219ZM222 196V195H221ZM220 196V197H221ZM0 197H1V195H0ZM21 197H23V201L22 200H20L19 201V198H21ZM76 197V196H75ZM87 197V196H86ZM95 197H98V196H95ZM139 197V196H138ZM184 197V196H183ZM187 197V196H186ZM189 197H190V195H189ZM210 197H212V196H210ZM209 197V198H210ZM215 197V196H214ZM223 197V196H222ZM4 198V197H3ZM12 198V197H11ZM82 198H83V196H82ZM93 198V197H92ZM164 198V197H163ZM169 198V197H168ZM193 198H191L192 200H193ZM216 198H219L218 196L216 197ZM5 199H6V197H5ZM12 199H14V196H13V198ZM22 199V198H21ZM84 199V198H83ZM137 199H139V198H137ZM137 199H133L132 201H133V203L135 204L136 202H137ZM170 199V198H169ZM169 199L167 200L168 202H169ZM172 199V198H171ZM170 199V201H175V199L173 198V200H171ZM178 199V198H177ZM190 199V198H189ZM194 199V200H195ZM199 199V198H198ZM201 199V198H200ZM204 199V198H203ZM220 199V198H219ZM4 199H0V203H1V205H2V201H3ZM10 200V199H9ZM32 200V201H33ZM77 200H78V198H77ZM84 200H86V199H84ZM134 200H136L135 202H134ZM143 200V199H142ZM179 200V199H178ZM192 200H190V201H192ZM197 200V199H196ZM12 201V200H11ZM10 201V202H11ZM15 201V200H14ZM50 201V200H49ZM54 201V200H53ZM79 201V200H78ZM81 201V200H80ZM144 201V200H143ZM184 201V200H183ZM13 202V201H12ZM20 202V203H21ZM35 202V201H34ZM52 202V201H51ZM50 202V203H51ZM55 202V201H54ZM54 202H53V204H54ZM82 202V201H81ZM86 202H87V200H86ZM99 202H100V200H99ZM139 202V201H138ZM145 202V201H144ZM177 202V201H176ZM176 202H174L175 203V205L177 204L178 205V203L180 202V200L176 203ZM194 202H196V201H194ZM255 202V201H254ZM25 203V202H24ZM83 203H84V201H83ZM90 203V202H89ZM181 203V202H180ZM183 203V202H182ZM197 203L198 202H196L195 203V205H196V207H195V205L194 204H192L193 205V207H194V211L196 210L195 208H197V210H199L198 209V206H197ZM5 204V203H4ZM12 204V203H11ZM18 204H16L15 203V205L17 206ZM28 204V203H27ZM56 205L57 204H59V202H57V203H55ZM131 204H132V202H131ZM171 204V203H170ZM1 205H0V207H1ZM13 205H14V202H13ZM55 205V208H53V206H52V203H51V206H52V209H54V210H57L56 208H57V206ZM63 204H59L58 206H62ZM130 205V204H129ZM172 205H174V204H172ZM172 205H168V206H172ZM188 205V204H187ZM191 205V206H192ZM200 205V204H199ZM264 205V204H263ZM98 206V205H97ZM131 206V205H130ZM137 206L138 205H136V208H137ZM141 205H140V203H139V207H140ZM164 206V205H163ZM166 206V205H165ZM167 206V207H168ZM181 206V205H180ZM180 206H179V208H180ZM201 206V205H200ZM6 206H4L3 205V207H1L0 209H4ZM8 207H9V205H8ZM20 207V206H19ZM95 207V206H94ZM132 207H134L133 206V204H132ZM138 207V208H139ZM176 207H178V206H176ZM181 207H185V206H181ZM189 207V206H188ZM250 207V206H249ZM248 207V208H249ZM10 208H11V206H10ZM15 208V207H14ZM13 207H12V209H14ZM18 208V207H17ZM49 208H50V206H49ZM96 208V207H95ZM171 208H174V206L173 207H171ZM2 209V210H3ZM20 209V208H19ZM34 209V208H33ZM51 209V211L53 212L54 210H52ZM58 209H59V207H58ZM90 209V208H89ZM170 208L168 207V209L166 210V211H168ZM176 209V208H175ZM174 209V210H175ZM192 209V208H191ZM203 209V208H202ZM201 209V207H200V210H202ZM230 210V212H231V208H229ZM254 209V208H253ZM8 210V209H7ZM15 210H16V208H15ZM62 210V209H61ZM97 210V209H96ZM133 210V209H132ZM138 210V209H137ZM143 210H145L144 208H143ZM172 210V209H171ZM185 210V209H184ZM183 210V211H184ZM186 210H188V209H186ZM190 210V209H189ZM238 210V209H237ZM236 210V211H237ZM246 210H248V209H246ZM39 211V212H38ZM57 211H59V210H57ZM62 211H64V210H62ZM60 212V213H58V212H53V213H51V214H53V215H50V216H48V221H47V223L44 225L43 223L44 222H36L37 224H34L35 222L33 221V223H31L30 222V226L31 225H33L34 226V228H33V232H34V229L36 230V228L37 229H39V230H42V231H39V233L41 234V232H43V233H45L44 235H46V236H44L43 237V235H42V238H43V241H42V243H44V244H50V245H54L55 244V240L57 239L58 240V238H56V237H60V236H62L61 234H60V232L61 231H64V230H62L63 228L65 229V227H63L64 225L61 223V220H65L63 217L61 218L60 217V215L59 214H62L63 212ZM78 211V210H77ZM121 210H119V212H120ZM138 211H140V209L138 210ZM170 211V210H169ZM168 211V212H169ZM179 211V210H178ZM192 211H193V209H192ZM192 211H190V212H192ZM193 211V212H194ZM94 213H96L95 211H93ZM92 212V213H93ZM136 212V210H134V213ZM164 212V211H163ZM173 212V211H172ZM186 213H187V211H185ZM200 212H203V210L202 211H200ZM199 212V213H200ZM232 212H235L233 209H232ZM231 212V213H232ZM8 213V212H7ZM25 213V212H24ZM56 213V214H55ZM73 213H74V211H73ZM72 213V214H73ZM124 213V215H125V220H127L128 222L129 221H131V219H127V217H126V213H125V211H122V214ZM140 213V212H139ZM138 213V214H139ZM174 213V212H173ZM172 213V214H173ZM176 213V212H175ZM175 213L173 214V215H175ZM184 213V212H183ZM182 212H181V214H183ZM0 214H2V213H0ZM18 214V213H17ZM28 214H31V212L29 213L28 212ZM27 214V215H28ZM75 214H76V211H75ZM98 214H99V212H98ZM117 214V213H116ZM119 214H117V216L119 215ZM131 214H132V212H131ZM142 214V213H141ZM170 215H171V213H169ZM180 214V213H179ZM180 214V215H181ZM188 214H189V212H188ZM192 213H190V217H192V215H191ZM201 214H203V213H201ZM25 215V214H24ZM24 215H22V216H24ZM42 215V214H41ZM69 215V214H68ZM74 215V214H73ZM101 215V214H100ZM120 215L118 216V217H120ZM134 215V214H133ZM133 215H131V216H133ZM135 215H137V214H135ZM140 215V214H139ZM232 215V214H231ZM241 215H243L244 216V214H242L241 213ZM2 216V215H1ZM13 216V215H12ZM30 216H31V218H30ZM75 216V215H74ZM76 216H77V214H76ZM79 216V215H78ZM77 216V217H78ZM93 216H96V214H93ZM143 216V215H142ZM157 216V215H156ZM155 216V217H156ZM159 216H160V214H159ZM186 216H188V215H186ZM237 216V215H236ZM240 216V215H239ZM3 217V216H2ZM20 217V216H19ZM73 217V216H72ZM76 217V218H77ZM86 217V216H85ZM90 217V216H89ZM97 217H98V215H97ZM106 217V216H105ZM121 217V218H122ZM137 217V216H136ZM161 217V216H160ZM171 217H172V215H171ZM174 217V216H173ZM177 216H175L174 218H176ZM242 217V216H241ZM250 217V216H249ZM78 218H80V216L78 217ZM84 218V217H83ZM98 218H100V216L98 217ZM103 218L104 217H102V218H100L101 220H103ZM108 217H106V218H104L105 220H103V221H101V220H99V219H96V218H92V219H94V223H95V220H98V221H100L99 223L100 224H98L99 226H101V225H104V224H102L103 222H105L106 221V219H107ZM112 218V217H111ZM120 218V219H121ZM121 219V220H119L118 222L119 223H123L125 220L124 219ZM234 218H235V216H234ZM233 218V219H234ZM240 218V217H239ZM242 218H245V216L244 217H242ZM246 218H248L247 216H246ZM13 219V218H12ZM22 219H23V217H22ZM72 219V218H71ZM87 219V221L89 222V220L90 219H88V218H85V220ZM115 219H116V217H115ZM159 219V218H158ZM171 219V218H170ZM181 219H183V220H186L185 218H181ZM188 219H189V217H188ZM237 219V218H236ZM241 219V218H240ZM10 220V219H9ZM25 220V219H24ZM41 220V219H40ZM77 220V219H76ZM81 220H84V219H81L80 218V222H81ZM84 220V221H85ZM108 220V219H107ZM123 220V221H122ZM141 220V219H140ZM175 220V219H174ZM235 220V219H234ZM12 221V220H11ZM39 221V220H38ZM45 221V220H44ZM62 221V222H63ZM97 221V222H98ZM113 221H114V219H113ZM116 221V220H115ZM114 221V222H115ZM122 221V222H121ZM136 221V220H135ZM156 221V220H155ZM171 221V220H170ZM180 221V220H179ZM242 221H244V220H242ZM6 222V221H5ZM17 222V221H16ZM28 222V221H27ZM86 222V221H85ZM118 222H115V223H117L118 224ZM132 222V221H131ZM134 222V221H133ZM130 223L129 225H131L132 224V226H133V224L134 223ZM138 222H140L139 221V219L137 220V223ZM143 221L141 220V222H140V224L142 223ZM146 221H144L143 223H145ZM151 222L152 221H150V226L152 225L151 224ZM174 222V221H173ZM172 222V223H173ZM182 222V221H181ZM181 222H179V224L181 223ZM184 222V221H183ZM191 222V221H190ZM235 222H236V220H235ZM18 223V222H17ZM39 223H41V224H39ZM67 224H68V222H66ZM149 223V222H148ZM164 223V222H163ZM175 223H176V221H175ZM192 223V222H191ZM2 224V223H1ZM77 224H79V223H77ZM81 224V223H80ZM79 224V225H80ZM84 224V223H83ZM86 224H87V222H86ZM86 224H84L85 225V227H86ZM89 224V223H88ZM117 224H114V225H117ZM146 224V223H145ZM157 224V223H156ZM155 224V225H156ZM177 224V223H176ZM186 226H187V224L186 223H184ZM224 224V223H223ZM242 224H243V222H242ZM62 225V226H61ZM69 225V224H68ZM84 225H81V227L83 226L84 227ZM120 225V224H119ZM126 225H128L127 223H126ZM142 225V224H141ZM140 225V226H141ZM255 225V224H254ZM66 226V225H65ZM95 226V225H94ZM93 226V227H94ZM99 226H96V228L94 227V229L96 230L97 229V227H99ZM106 226H107V229H106ZM105 226V228H104V226L103 227H100V228H103L104 230H103V239L102 240H106L107 238H104L105 237V232H106V230L109 232V230H108V225H106ZM137 225H136V223H135V226H133L134 227V229H135V227H136ZM139 226V225H138ZM137 226V227H138ZM139 226V227H140ZM144 226V225H143ZM143 226L141 227L143 230L145 229H147V226H149V225H147L146 224V226H144V228H143ZM166 226V225H165ZM174 226V225H173ZM236 226H238V225H236ZM27 227V226H26ZM36 227V228H35ZM77 227H78V225H77ZM90 227V226H89ZM88 226L86 227V229L87 228H89ZM93 227H91V228H93ZM127 227H129V226H127ZM133 227H129L130 229L132 228L133 229ZM146 227V228H145ZM167 227V226H166ZM239 227V226H238ZM243 226H241V228H242ZM5 228V227H4ZM11 228V227H10ZM62 228V229H61ZM79 229H80V226L78 227ZM116 228V227H115ZM117 228H118V226H117ZM141 228H139V230H141V232L143 231ZM176 228H178L179 229V227H176ZM182 228V227H181ZM181 228H180V230H181ZM21 229V228H20ZM32 229V228H31ZM130 229H128V230H130ZM131 229V230H132ZM133 229V230H134ZM149 229V228H148ZM148 229H147V231H148ZM151 229H154L155 230V228H151ZM163 229V228H162ZM161 229V230H162ZM166 230H168L167 228H165ZM164 229V231H166ZM4 230H6V229H4ZM85 230V229H84ZM97 230H99V228L97 229ZM97 230L95 231V232H97ZM101 230V229H100ZM114 230V229H113ZM136 231H137V228L135 229ZM138 230V231H139ZM145 230H144V232H145ZM160 229H158V231H159ZM225 230V229H224ZM223 230V231H224ZM243 230V229H242ZM1 231V230H0ZM94 231V230H93ZM105 231V232H104ZM118 231L120 232V229H118ZM153 231V230H152ZM164 231H163V233H164ZM171 231H173V230H171ZM245 231V230H244ZM4 232V231H3ZM94 232V233H95ZM100 232H102V231H99V234H97L98 236L99 235H101L102 236V234L100 233ZM108 232H107V235H106V237H110V236H108ZM115 232V231H114ZM122 232V231H121ZM133 232V234L134 233H136L135 231H132ZM140 231L138 232L139 234L141 233ZM151 232V231H150ZM167 232V231H166ZM165 232V233H166ZM177 232V231H176ZM180 232V231H179ZM179 232H178V234H179ZM182 232V231H181ZM185 232H187V231H184L183 232V234L185 233ZM193 232V231H192ZM239 232H240V230H239ZM242 232V231H241ZM39 233H37V234H39ZM53 235H52V234ZM61 233H63V232H61ZM87 233V232H86ZM98 233V232H97ZM109 233H111V232H109ZM138 233H136V236L138 235ZM152 233H154V231L152 232ZM157 233V232H156ZM159 233H160V231H159ZM163 234V235H165L166 237H167V234ZM190 233V232H189ZM245 233V232H244ZM35 234V233H34ZM36 234V235H37ZM59 234H60V236H59ZM90 235H91V233H89ZM120 234V233H119ZM119 234H117V235H119ZM124 234V233H123ZM143 234V233H142ZM175 234V233H174ZM239 234H241V233H239ZM24 235V234H23ZM35 235V236H36ZM50 235H52V237L51 238H49L50 237ZM90 235H87V236H89L90 237ZM141 235V234H140ZM156 235V234H155ZM158 235V234H157ZM160 235V234H159ZM161 235H162V233H161ZM161 235H160V237L159 238H161ZM238 235V234H237ZM244 236H245V234H243ZM248 235V234H247ZM35 236L33 237V238H35ZM132 236H135V234L134 235H132ZM149 232H147L146 234H143L142 235V240H144V242L143 241H140V242H143L144 244H142V243H140L141 245H139L140 247L139 248H135L136 249V252H137V258H139L140 259V261H142V262H144L145 264H147L148 262H147V260H148V258L149 257H151V254L149 253V249H150V242H149ZM174 236H176V235H174ZM178 236V235H177ZM182 236V235H181ZM186 235H184V237H185ZM189 236V235H188ZM192 236V235H191ZM241 236V235H240ZM32 236H30V238H31ZM93 238H94V236H92ZM91 237V238H92ZM121 237V235L119 236V238ZM123 237V236H122ZM121 237V238H122ZM138 237V240H139V236H137ZM162 237H164V236H162ZM165 237V238H166ZM168 237H169V235H168ZM167 237V239H168V241H169V238H171V237H169L168 238ZM229 237H231L230 235H229ZM232 237H233V235H232ZM236 237V236H235ZM38 238V237H37ZM42 238H40V239H42ZM44 238H45V242H44ZM75 238V237H74ZM90 238V239H91ZM93 238H92V240H93ZM99 240H100V238L99 237H97ZM116 238H118V237H116ZM121 238H120V240H121ZM133 238H136V237H133ZM186 238V237H185ZM248 237L246 236V239H247ZM12 239V238H11ZM10 239V240H11ZM40 239H38V240H40ZM95 239V238H94ZM109 240L110 239H112V237L111 238H108ZM107 239V240H108ZM156 239H157V237H156ZM155 239V240H156ZM167 239H165V240H167ZM174 239V238H173ZM192 239H194V238H192ZM224 239V238H223ZM222 239V240H223ZM243 239V238H242ZM245 239V238H244ZM16 240V239H15ZM27 240V239H26ZM33 240V239H32ZM75 240V239H74ZM80 240V239H79ZM119 240V241H120ZM136 240V239H135ZM138 240H136V243L135 242H133V243H135L136 245L138 244ZM150 240H151V237H150ZM162 240H164L163 238H162ZM175 240V239H174ZM180 240V239H179ZM229 240V239H228ZM232 240V239H231ZM235 240V239H234ZM233 240V241H234ZM5 241V240H4ZM8 241V240H7ZM12 241V240H11ZM29 241H31V240H29ZM89 241V240H88ZM87 241V242H88ZM101 241V240H100ZM112 241V240H111ZM111 241H109L110 243H112ZM119 241H117L118 243H119ZM123 241V239L120 241V243H119V246H117V249H118V247H120V246H122V245H120V244H122V243H124V242H122ZM134 241V240H133ZM172 241V240H171ZM178 241V240H177ZM184 241V240H183ZM224 241H225V239H224ZM223 241V242H224ZM237 241V240H236ZM241 241V243L243 242V240H240ZM245 241V240H244ZM36 242V241H35ZM50 242V243H49ZM83 242V241H82ZM93 242V241H92ZM104 243H105V241H103ZM103 242L101 243V244H103ZM106 242H108V241H106ZM108 242V246H110L111 244ZM117 242H115L114 243V245H116V243ZM152 242H153V240H152ZM158 242V244H159V241H157ZM181 242V241H180ZM187 242V241H186ZM193 242H195L194 240H193ZM226 242V241H225ZM6 243V242H5ZM77 243V242H76ZM94 243H96V239H95V242ZM99 243V242H98ZM117 243V244H118ZM160 243H162V242H160ZM174 244H175V242H173ZM195 243H197V242H195ZM199 243V242H198ZM232 243H234V242H232ZM241 243H240V245H241ZM248 243V242H247ZM44 244L42 245L41 244V246H43L44 247ZM106 244V243H105ZM110 244V245H109ZM125 244V243H124ZM134 244V245H135ZM166 244V243H165ZM164 244V245H165ZM172 244V243H171ZM179 244V243H178ZM200 244V243H199ZM223 244V243H222ZM249 244V243H248ZM86 245V244H85ZM89 245H91V247L93 248V246L92 245H95V244H89ZM96 245H98L97 243H96ZM104 245V244H103ZM125 245H128L127 243L125 244ZM177 245V244H176ZM193 245V244H192ZM232 245V244H231ZM239 245V246H240ZM242 245H243V243H242ZM245 245V244H244ZM17 246H19V245H17ZM25 246V245H24ZM77 246V245H76ZM106 246V245H105ZM138 246V245H137ZM179 246H181V248H182V245H179ZM188 246H189V244H188ZM3 247H4V245H3ZM49 247H51V246H49ZM88 247V246H87ZM101 247V246H100ZM113 247V246H112ZM111 247V250H113V249H116V248H112ZM161 247H162V245H161ZM160 247V248H161ZM167 247V246H166ZM178 247V246H177ZM228 247V246H227ZM226 247V248H227ZM233 247V246H232ZM240 247H242V246H240ZM47 248V247H46ZM78 248H79V246H78ZM83 248V247H82ZM95 248H97V246H95ZM110 248V247H109ZM108 247H107V249H109ZM154 248V247H153ZM163 248V247H162ZM165 248V247H164ZM168 248V247H167ZM175 248V247H174ZM179 249V248H177V249H179V250H184V249ZM188 248V247H187ZM244 248V247H243ZM43 249V248H42ZM74 249V248H73ZM80 249V248H79ZM98 250L97 251H99V246H98V248H97ZM121 249V248H120ZM130 249H132V248H130ZM129 249V250H130ZM152 249V248H151ZM176 249V250H177ZM224 249V248H223ZM27 250V249H26ZM77 250V249H76ZM89 250V249H88ZM92 250V249H91ZM128 250V251H129ZM153 250V249H152ZM168 250V249H167ZM176 250H174L173 249V252L174 251H176ZM179 250H177L176 252H174V253H177ZM190 250V249H189ZM189 250H188V252H189ZM207 250H208V248H207ZM212 250H214L213 248L210 250L211 252H214V251H212ZM226 250V249H225ZM243 250V249H242ZM101 252H102V250H100ZM100 251L98 252V253H100ZM117 251V250H116ZM115 251V252H116ZM119 251V250H118ZM131 251V250H130ZM129 251V252H130ZM154 251V250H153ZM159 251V250H158ZM209 251V252H210ZM239 252H240V254H241V251L240 250H238ZM5 252V251H4ZM24 252V251H23ZM85 252V251H84ZM83 252V253H84ZM92 252H95V249H94V251L92 250ZM92 252H90V253H92ZM151 252V251H150ZM156 252V251H155ZM154 252V253H155ZM167 252V251H166ZM184 252L186 253V251L184 250ZM208 252V251H207ZM206 252V253H207ZM228 252V251H227ZM243 252H246L245 250L243 251ZM15 253V252H14ZM86 253H88L87 251H86ZM121 253V252H120ZM160 253V252H159ZM173 253V255H174V258H175V255H179L180 256V254H174ZM193 253V252H192ZM215 253V252H214ZM213 253V254H214ZM247 253V252H246ZM114 254L117 256V254H118V252L117 253H113V256H114ZM126 254V253H125ZM131 254H133V253H131ZM181 254H183L182 252H181ZM190 254V253H189ZM212 254V253H211ZM218 254V253H217ZM233 254H235V253H232V255ZM238 254V253H237ZM237 254H235V255H237ZM80 255V254H79ZM78 255V256H79ZM120 255V254H119ZM134 255V254H133ZM192 255V254H191ZM197 255V254H196ZM209 255V254H208ZM215 255V254H214ZM243 255V254H242ZM84 256V255H83ZM122 256V255H121ZM179 256H178V259H181V258H179ZM185 256V255H184ZM186 256H188L187 254H186ZM227 256V255H226ZM225 256V257H226ZM229 256H231L230 254H229ZM229 256H227V257H229ZM244 256V255H243ZM72 257V256H71ZM112 257V256H111ZM110 257V258H111ZM115 257V256H114ZM113 257V260H112V258L110 259L109 258V260H110V262L112 261V262H114V263H116V259H118V257L117 258H114ZM130 257V256H129ZM132 257V256H131ZM154 257V256H153ZM211 257H212V255H211ZM215 257H217V255L215 256ZM220 257V256H219ZM226 257V258H227ZM235 257V256H234ZM70 258V257H69ZM89 258H90V256H89ZM123 258H124V256H123ZM166 258V257H165ZM232 258H233V256H232ZM231 258V259H232ZM18 259V258H17ZM31 259V258H30ZM74 259V258H73ZM91 259V261H92V258H90ZM104 259H105V257H104ZM120 259H122V258H120ZM126 259V258H125ZM125 259L123 260V261H125ZM150 259H152V258H150ZM148 260L149 262L151 261V260ZM157 259V258H156ZM176 259V258H175ZM183 259V258H182ZM236 259V258H235ZM234 259V260H235ZM249 259V258H248ZM19 260V259H18ZM161 260V259H160ZM69 261V260H68ZM87 261H90V260H87ZM105 261V260H104ZM139 261V262H140ZM227 261V260H226ZM71 262V261H70ZM93 262V263H92ZM92 262H90V263H88V264H94V261H92ZM126 262V261H125ZM157 262V261H156ZM155 262V263H156ZM170 262V261H169ZM76 263V262H75ZM104 263H106V262H104ZM107 263H109V261L107 262ZM118 263V262H117ZM116 263V264H117ZM154 263V262H153ZM173 263V262H172ZM171 263V264H172ZM182 263V262H181ZM65 264H67V263H65ZM73 264V263H72ZM77 264V263H76ZM109 264H111V263H109ZM126 264V263H125ZM177 264V263H176Z\"/></svg>", "mask_w": 264, "mask_h": 264}]
</instances>
